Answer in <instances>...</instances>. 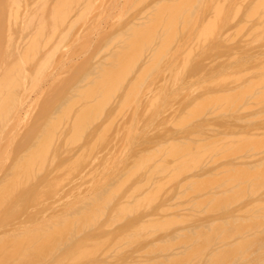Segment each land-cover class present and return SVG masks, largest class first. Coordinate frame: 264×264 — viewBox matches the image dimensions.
<instances>
[{"label": "rangeland", "instance_id": "rangeland-1", "mask_svg": "<svg viewBox=\"0 0 264 264\" xmlns=\"http://www.w3.org/2000/svg\"><path fill=\"white\" fill-rule=\"evenodd\" d=\"M4 1V3H3V5H4V7H6V9H9V7L11 6L10 4V0H3ZM28 1V0H27ZM30 1V0H29ZM32 1V0H31ZM36 2H37V0H35ZM57 1V0H56ZM59 1V0H58ZM57 1V2H58ZM61 1V0H60ZM97 1H99V0H97ZM96 1V4H100L101 2V0L99 1V3ZM112 1H114V0H112ZM118 0H116V3L118 4V2H117ZM120 1V4L122 3L123 4V2L125 1V0H119ZM127 2L129 1V0H126ZM130 1H133L134 2V0H130ZM130 1L128 2L129 3V5H130ZM136 1H138V3H139V5L141 4L140 2H143L144 4H146V5H144V4H141L142 6H141V9H138L139 8V5L137 6V2ZM135 2L137 3V4H135V6L136 7H138V8H136L135 6V10L134 11H136V12H134L136 15L134 16L133 14V12H131L130 14H132V18L130 17V14H128V12L129 11H131L130 10V8L132 9V5L130 6V7H128L127 8V6H125V4H123V6H122V4H121V6L118 4V7H117V9L115 10V11H118V9H120V8H127V9H129V11L127 12L125 9H124V12H125V14L123 13V11H122V13L126 16L127 14V17H125V16H123L122 15V13H121V15L123 16L122 18L123 19H125L126 18V20H123L122 19V21H124V22H122L123 24L126 22V24L128 23V21H129V25L127 24L125 27H124V25L123 24H121V26H119V27H117V29H116V25H118V24H116V25H113V24H115L117 21L119 22L120 21V17L121 16H115L116 15V13L117 12H115V11H113L111 14V16H109L108 14H107V16H109L110 17V19H108V20H105L106 18H108V17H106L105 19H103V18H97V16L99 15H94L93 13V15L90 17V20L92 19V17H93V24L91 23V21H90V23L92 24V26H91V24H88L89 23V21L87 22V24H88V26H87V24H86V22L83 20L82 22H81V24H82V26L81 27H79V28H81V29H79L78 31H79V33H76L77 34V36H75V41H73V40H71V42L73 41V45H71V42H69V43H65V45H71V47H69L68 45L66 46V47H69V48H67V49H69L68 51L67 50H65V46L63 45V43L65 42H63L62 44H59V45H63L64 47H62V46H60V47H62V48H64V51L63 50H61L62 48H60L59 47V45H58V41L59 40H61V39H58L60 36H57L55 39H53V40H57V45H55L56 44V42L55 41H53L52 42V45L54 44L55 45V52H56V50L58 49V47L60 48V49H58V50H61V56H59L60 54H57V52L59 53L60 51H57L56 52V55L55 54H53V55H55L54 57L55 58H53V61H54V59H56V60H64V56H70V58H71V60H69V62H71V61H79V60H81V59H83L84 58V56H86V54L89 52V56H88V54H87V56L85 57V59L83 60V62L82 61H80L79 63L81 64V67H80V69H79V67H77L78 68V71L76 72V73H74V74H78V75H80V70H81V74L83 73V71H85V70H83V69H85V68H83V67H87V65H85V64H88L89 63V61H90V57H93L94 56V54H95V52H97V50H98V48L100 47L99 46V44L101 45V43L100 42H103V40H104V42H105V38L107 37L108 38V40L109 39H111V33H112V35L114 36V34L118 31H120V28H122V25H123V28L121 29L122 31L124 30V29H126V27L128 26H131L132 24H133V22L131 23V21H133V19H134V23H136V22H138V24L140 23H146V18L147 19H151L152 17L151 16H153V18L155 19L156 18V16L155 15H151L150 13H149V15H148V13H145L146 11L148 12V10L150 11V10H154V8H156V7H152V6H155V5H153V2L155 1V0H150L151 2H149L148 0H146V1H148L147 3H145V1L144 0H142V1H140V0H136ZM166 1V0H165ZM168 1V0H167ZM173 1H175V0H173ZM177 1V0H176ZM182 1V2H181ZM188 1V3H190V6L188 7V3H186V1L184 0V4H183V0H180L179 1V3L181 4L182 3V5H184V7H180L181 9H180V11H178L177 9H178V7H176V6H178L177 5V3H178V1H177V3L175 4V2L174 3H170V0L168 1L169 3H165V2H163V3H165L164 4V8H160V7H162V6H158L157 8H159L160 10H157V8L155 9V10H157L158 12H159V14H160V16H163L162 15V13H160V11L161 12H163L164 10H167V8H168V11H170V10H172L171 8H177V9H173L174 11H175V13H174V11H172V12H170V13H172L173 15H175V18H179L178 17V15L180 14V12L181 13H184L185 14V12H188L189 14H190V12L189 11H184V12H182L185 8L188 10V8L189 9H191V6H194V5H196V7L197 8H195V10H194V8H192L193 9V11L194 12H191V13H193V14H195V15H193L194 16V19L191 17L192 16V14H191V16H190V18H191V20H192V22L191 21H189L188 19H187V15H189L188 13L187 14H185V15H182V20H183V18H184V20H188L189 22L187 23L186 21H184L181 25H183V28L185 29V25L187 26V24H188V26L186 27V29L185 30H188V28H189V26L191 25V28H194L193 27V25H195V28L193 29V31H192V29L189 31V33H191V34H187L186 35V33H188V32H184V30H182V28H181V25H179L181 22L179 21V20H181V18H179V19H176L177 21H179L178 22V25L180 26V28H181V30H182V32H179V34H178V32H175V35H178V36H176L177 37V40H176V42H174V43H177V45H175V44H173L172 45V48L174 49V53L177 51V49L176 48H178L179 46L180 47H182V48H180L179 47V49L178 50H180V51H178V52H176L175 54V57H174V55H173V58L172 59H170V63H172L173 61L174 62H176V60H178L179 62L181 61L179 58L181 57V56H183L185 53H186V51H188L187 49L189 48V46L190 47H192L193 45V47H192V49L190 48L189 49V51H191L193 54H192V58L193 59H186L184 56L182 57V58H184V59H186L188 62V64L186 65L187 67L186 68H184V73H182L183 75L179 78V79H181V81L179 80V83H178V85H180V87H181V89H187V87H188V89L185 91V90H183L184 91V93L185 92H187V93H182L181 91V93L180 94H182V97H180V95H179V92H177L178 93V95H179V101H178V99L176 98V99H174L175 100V102L173 101V100H170V99H168V102H169V100L171 101L170 103H168V102H166L167 100H160L161 99V97H163V96H166V95H163V96H160V94H166V91L167 92H169V96L167 95L166 97H164V99H167V98H169L171 95H172V93H173V91H175V90H171L170 88H169V86L171 85L170 83L172 82L173 83V81H170V80H172L174 77L172 76V73H173V71H178V70H180V69H177V68H175V70H173L172 68H171V64L170 63H168L167 61H166V63L164 62V65L166 64V65H168V66H163V64L161 65L162 67H160L159 66V72L157 71V70H150L149 69V67H155V63L153 64V61L152 60H154V59H156V60H154V62L155 61H158L159 59H161V58H159V59H157L158 58V56L159 55H157L159 52H157L156 50H158L157 49V47L153 50V49H149L150 47H155L157 44H159L158 46H159V49H160V52L162 53V56H163V53H164V51L167 49V47L166 46H169V44H170V41H171V43H172V40H171V38H172V36L174 35L173 33H174V31H172L171 32V30H170V28H168L167 30L165 29H162L161 31H162V33H159V35L160 36H162L163 35V38H161L162 40H159L160 38H158V35L156 34V35H154V33H153V31H151V30H149L150 29V25L154 22V20L153 21H151V23H150V25H148V27H149V32H152L153 34H152V37L154 38V40H155V42H157V43H155L154 42V44L153 45H155V46H151L152 44L151 43H153L152 41H151V43H150V45H148L149 46V48L147 47V46H145V50L148 52V54H147V52L145 53L144 51H140V52H143V54L142 53H140V55H145L143 58H144V60H142V61H145V60H149V61H151L152 63L150 64V65H152L153 64V66H149V61H148V63H146V66H147V64H148V66L147 67H144L143 66V63L141 62V61H137V63L139 64L140 62L142 63L141 64V66H143L142 68L144 69V71L147 69H149L150 71H146V72H144L143 73V70H142V68L140 67V64L138 65L137 63V65L134 63V61H136V59H134L135 57H137L138 56V54H136V55H133L134 56V58H132L131 59V55H129V56H131L129 59H128V57H127V59L129 60V63H130V61L131 60H133V62L132 63H134L136 66H134V68H137V69H135V74L137 75L138 74V76H136V78L137 79H139V80H137L136 79V81L138 82V81H140V78H141V75H142V73L144 74V75H142V78H145L144 80L143 79H141V81H140V83L141 82H143V84L142 85H149V87H150V89H151V92L154 90V92L155 91H158V89L160 88V86H161V84H163L162 82H161V75H162V73H164V74H166V75H163V77L165 78V80L167 79V77H168V74H170V72L172 71V73H171V75H169V76H171V77H173V78H170V80H164L167 84H165V85H167V88H164V87H166V86H164L163 87V85H162V92L163 93H159L160 92V90H159V94L157 93V92H155V94H154V92H153V94L154 95H156V93H157V96H158V101L155 103V104H153L151 101H153V100H149V98H148V96H150L151 94H148V91H150V90H148V88L149 87H147V86H145V87H147V88H145L144 86H142L141 87V84L139 85L137 82H135V84H132V86H134V85H136V84H138V86L139 87H141L139 90H141V91H139L138 90V88H137V86H136V88L137 89H135L136 91H138V93H139V95H138V93L137 92H134V93H136V94H134V93H132V91L134 90L132 87H131V84L128 82V81H130L129 79H132L131 80V82H133V80L135 81V77H133V78H127V80H126V83H125V80H124V82H123V86H122V82H121V86H120V84H119V88H121L122 87V89H123V91H122V89H121V91L123 92L122 94H123V99H124V101H123V99H122V97H121V95L120 94H117V88L115 89V93L117 94H112L114 97H112V95H111V93L112 92H109V94L111 95L110 96V98H111V100L112 101H115V104L113 105V103L112 102H110L111 104V106H110V109H108V110H106V108H105V110H104V112L103 113H105V114H108L109 115V122L111 121V123H110V125L112 124L113 125V127L115 126V125H119V130H118V128L115 126V128H113L112 127V125H111V131H110V135H111V138H112V136H115L116 135V138L118 139H116L115 138V140H114V138H112L111 139V141L113 140L114 141V143H116V144H114L113 142H111V149H110V151H112V156H111V158L113 157V159L111 160V162H112V168L110 169L109 168V170H108V172H107V174H105L106 173V171H105V169L100 165V167L98 166V163H96V161L97 162H99V161H101L100 159H99V157L101 156L100 154V156L98 157V160H96L95 159V161H94V163H93V165L94 164H97L96 165V167L98 166L99 167V171L97 172L98 173V175L99 176H101V174L103 173V175L101 176V177H103L102 178V180L103 179H107V180H110L111 181V185L110 186H108V189H109V187H110V189H109V192L107 191L106 193L105 192H103V193H105V194H103L102 193V190L101 189H103V191L105 190V188H107V183H109L108 181H106L105 182V180L103 181V184L106 186V187H104V188H101L102 187V185L100 186V185H98L97 187H95L94 188V191H95V193H98V192H100L101 194H103V197L107 194V195H109V196H105L107 199H105V198H103L106 202H104V200L100 197V193H99V197L101 198V200L100 199H98L97 200V203L98 202H100V201H102L103 200V202H102V204H104V203H107V200H110V199H108V198H113V201H111L112 203H110V204H112V205H107L106 204V206L108 207V206H110V207H108V208H111L110 210H107L106 208V206H104V209H106V211L105 210H103V207H100V206H102L101 205V202H100V204H99V206L97 207V205H96V202L95 203H92V204H95L96 205V209H95V213L97 214V211H105V212H103V213H101L100 215H99V212H98V214L96 215V217H97V219H96V217H95V214L94 213H92L93 211H94V209L92 210L91 208H89V210L88 211H90V209H91V214H92V216H91V219H92V221H94V218H95V221H96V223L97 224H95L96 226H97V228H101V229H99V232L97 231L98 229H96V232H95V229H93L92 230V228L91 229H89V231H87V229H88V227L90 226V227H92V221H90L91 223L89 224V221L88 222H86V223H88V227L86 226V228H84L83 227V225L85 226L86 224H83V223H81V222H78L79 220H81V218H79V220H77L76 222H74V223H81V225H77L78 227L79 226H82L83 227V229H85V231L84 232H82V234L81 233H78L79 234V237H80V239H81V237H82V240H84L85 238H84V236L85 235H88V236H86V238L87 237H89V240H88V242H91V243H101L100 245V247L99 246H97V244L95 245V246H97L98 247V249L97 250H93V246L94 245H91L92 246V250H90L91 248H90V244L91 243H89V245L85 242V241H83L84 242V246H83V243H81L82 244V246H83V249L88 245L89 246V250L90 251H94L95 253H97V256H96V258L95 259H98V258H103V257H105V256H108L107 257V259H108V263L107 264H128V263H130L129 262V260L130 259H132V258H128V259H126L125 261H124V259L125 258H127L128 256L130 257L131 255H133V254H135L136 256L137 255H142V257H144V258H151L152 259V261L151 260H149V262H147V259H145L144 261L145 262H140L139 264H212L211 262H214L213 264H264V163L262 164V163H260L262 160H264V8H260V10H262V12L258 9V11L259 12H257L258 13V15H257V13H256V11H255V8H256V6L258 5V7L260 6V4H262V0H234V1H236L237 2V4L236 3H234L232 0H229V2L230 3H232L231 4V6H230V10H228V6H229V3H227V1L228 0H224V1H226V5H225V3H224V9H226V7H227V13H226V15L225 16H227V14L228 13H230V15L229 16H227V17H229V18H231V17H234L233 16V12L235 13V11H236V9H238L239 10V12H240V14H239V12L237 13V15H236V17H238L237 19H235L236 20V22H235V20L232 22V24L230 23V26H229V24H226V28H225V30L223 29V26H221V30L223 29L224 31H221V32H216L217 31V29L219 30V27H220V25L222 24V23H218V24H220L219 26H218V24H217V22L219 21V16L218 17H215L216 15H214V13H209L208 12V14L209 15H206L207 13V10L209 11V8H211V9H213L214 8V5H215V3L217 2V0H215L214 2H213V0H211L210 1V6H211V4H212V2L214 3L211 7H208L207 6V4L205 3L206 1L209 3V0H203L202 2H201V0H198V2H197V4H196V2H195V0H187ZM197 1V0H196ZM262 1V2H261ZM8 2V3H7ZM33 2H34V0H33ZM33 2H31V4L33 3ZM35 2V3H36ZM39 2V1H38ZM37 2V3H38ZM85 0L84 1H82V3H84V6H85ZM105 3L104 4H102L100 7H99V5L97 6V8H100V9H102L101 10V12L102 13H100L99 11V9H97V12L96 13H100V15H102V17L104 16L105 17V15H103L105 12H103V10L107 7V6H109V4L107 5L106 3L108 2V3H110L109 2V0H107V1H104ZM127 2H124V3H127ZM133 2L131 3V4H133ZM134 2V3H135ZM171 2H172V0H171ZM201 2V3H200ZM30 3V2H29ZM34 3V4H35ZM47 3H48V8L50 9V6H51V8H52V5H53V3H54V5H55V2H54V0H47ZM49 3H50V5H49ZM60 2H58L57 4H59ZM82 3L80 2V4H79V6H77L76 8H74V9H72L73 11H70L72 14H73V16H72V14H69V17H70V19L71 20H73L74 18H78V19H74V21L75 22H78V20L80 19L79 18V14H82V13H84L85 12V10H83L82 8L84 7L83 5H82ZM102 3H103V1H102ZM112 3V5H113V3H115V2H111ZM110 3V4H111ZM115 3V4H116ZM178 3V4H179ZM185 3L187 4V7H186V5H185ZM218 4L220 3L221 4V0H219V2H217ZM6 4V5H5ZM8 4V5H7ZM52 4V5H51ZM116 4V5H117ZM166 4H168V6L170 5V4H175V7L172 5V7L171 8H169V7H165V5ZM179 4V5H180ZM199 4V5H198ZM200 4H202L201 5V7L200 8H198L199 6H200ZM206 4V5H205ZM217 4V5H218ZM219 4V6H221ZM233 4H236L238 7H236V5L234 6ZM263 4H264V2H263ZM30 5V4H29ZM54 5H53V7H54ZM80 5H81V8H79L80 7ZM87 6H88V4H86ZM95 4H93V6H94ZM105 5H107V6H105ZM111 5V6H112ZM128 5V6H129ZM134 5V4H133ZM152 5V6H151ZM158 5H160V3L158 4ZM161 5H163V4H161ZM198 5V6H197ZM203 5H204V11L203 10H201V9H203ZM223 5V4H222ZM232 5L235 7V8H233L232 7ZM255 5V6H254ZM34 6V5H33ZM87 6H85V8L87 7ZM157 6V5H156ZM255 8H254V7ZM103 7V8H102ZM114 7H116V6H112V8L114 9ZM150 7V8H149ZM195 7V6H194ZM205 7H208L207 9L205 8ZM213 7V8H212ZM218 7V6H217ZM232 7V8H231ZM252 7L254 8L253 10H252ZM261 7V6H260ZM263 7H264V5H263ZM78 8L81 10H83V11H80V12H82V13H79L78 14ZM108 8L109 7H107L106 9L108 10ZM111 8V9H112ZM123 8H122V10H123ZM147 8V9H146ZM153 8V9H152ZM166 8V9H165ZM216 8V7H215ZM95 9V8H94ZM112 9V10H113ZM137 9V10H136ZM146 9V10H145ZM161 9H163V11L161 10ZM185 9V10H186ZM191 9V10H192ZM199 9V10H198ZM206 9V10H205ZM218 9H220V7L218 8ZM223 9V10H224ZM53 10V8L52 9H50V10H48V9H46V11H44V12H46L44 15H45V17H44V15H42V14H40V12L36 15V14H34V17L32 18L33 19V22L34 23H37V21L38 20H40V18H41V20H42V22L44 21L46 24H47V26H50V22H46L47 20L49 21V13L51 12ZM77 10V11H76ZM99 10V11H98ZM182 10V11H181ZM197 10V11H196ZM214 10V9H213ZM76 11V12H75ZM106 11V10H105ZM143 11H145V12H143ZM157 11H155V12H151L152 14H154V13H157V16L159 15L158 14V12ZM199 11L201 12V13H199ZM202 11L204 12L203 14H202ZM211 11V10H210ZM219 11V10H218ZM230 11H232V12H230ZM252 11V12H251ZM44 12H41V13H44ZM69 12V13H70ZM91 12V11H90ZM90 12L88 13V15H85V17L87 16H89L90 15ZM93 12H94V10H93ZM94 12V13H95ZM108 12H111V10L110 11H108ZM119 12H121V9H120V11ZM119 12H118V14H119ZM142 12V13H141ZM166 12V11H165ZM178 12H179V14H178ZM199 13V15L197 16L196 15V13ZM250 12V13H249ZM261 12V13H260ZM107 13V12H106ZM115 13V14H114ZM141 13V14H140ZM170 13L168 12V14L170 15ZM246 13V14H245ZM8 14V12H6L4 15H3V17H2V19H3V25H6L7 24V21L8 20H10L11 18H9L8 20H7V18L10 16V15H7ZM77 14L79 15V16H77ZM139 14V15H138ZM145 15L146 17H145V20L143 21V20H141V22H139L140 21V19H142L141 17H144V16H142V15ZM176 14H177V17H176ZM202 14V15H201ZM239 14V15H238ZM48 16V19H46L47 18V16ZM99 15V16H100ZM137 15H138V18H139V20L138 21H136L135 22V18L137 17ZM149 17H148V16ZM164 15H167L166 13L164 14ZM173 15H170L171 17H173ZM207 16V17H209L210 15L211 16H213V18L212 17H210L211 19H213V20H217L216 21V24H215V26L217 25V27H216V31H214V29H213V34H222V35H218V39H220V40H217V38H215V37H212V34H210L211 35V37H212V40H211V42H206L205 43V45L206 44H208V45H206L207 47H205V45H204V47H205V50L208 52H205V50H204V52H205V54H204V52H203V54H202V51H203V49H204V47H201L203 44H201L200 42V44L197 42L198 41V39L195 37V35H197L198 36V34L199 33H197L196 34V29H198L199 27H201V28H203V24H205L206 23V19L208 20L207 22H212V20L211 19H208L207 17H204V16ZM218 15V14H217ZM221 15H222V13H221ZM224 15H223V17H222V19H221V21L223 22V21H226L225 20V18H224ZM8 16V17H7ZM41 16V17H40ZM71 16L72 17H74V18H71ZM76 16V17H75ZM114 16V18L116 17L117 18V20L115 21H113L112 22V20H111V18ZM133 16H134V18H133ZM155 16V17H154ZM168 16V15H167ZM169 16V17H170ZM180 16V15H179ZM198 18V20L197 21H195V19H196V17ZM200 16V17H199ZM7 17V18H6ZM87 17L86 18H84L85 20L87 19ZM125 17V18H124ZM185 17H186V19H185ZM205 18V23H201V22H203V20L202 19H204ZM97 18V20L98 19H100L99 20V22L97 21L96 23L97 24H100V26H101V24L103 25V27H105V29L106 28H108V29H110L109 31H108V29H106L107 30V33L108 34H110V36L108 35V34H106V33H104V31L105 30H102V31H100L101 30V28L99 29V34L97 33L98 32V30L97 31H94L95 29H93V25H95V19ZM115 18V19H116ZM120 18V19H119ZM152 18V19H153ZM161 18V17H160ZM175 18H172V19H175ZM103 19V21L105 20V22L107 23H104L103 21H101ZM129 19V20H128ZM150 19H149V21H150ZM151 19V20H152ZM157 19V18H156ZM155 19V22L153 23L154 25H156L157 26V20ZM172 19L170 18V20H168L167 18H165L164 16H163V19L161 18V20H163L162 22L160 21V19L158 18V20H159V22L161 23V26L160 27H158V28H155V30L157 29H161L162 28V26L164 25L163 23H165V21H166V23L168 22V21H170L169 23L171 24L170 26H174L173 24H176L177 22L175 21V20H173L172 21ZM110 20V21H109ZM128 20V21H127ZM229 20V19H228ZM68 21H70V20H68ZM176 23H175V22ZM39 22V21H38ZM41 22V23H42ZM84 22V23H83ZM109 22V23H108ZM112 22V23H111ZM148 22V21H147ZM172 22H174L173 24H172ZM187 24H186V23ZM198 22H200V23H198ZM227 22V21H226ZM230 22V21H229ZM14 23V21L12 22V19L9 21V24L10 25H12ZM68 23V22H67ZM67 23L65 24L64 23V25H66V28H65V26H64V28L65 29H63L62 27V29H61V31L63 32L64 30H66L67 32H69L68 31V29H69V27L67 26ZM70 23H72V21L70 22ZM70 23H68L69 24V26H70ZM111 23V24H110ZM149 23H147V24H149ZM165 23V24H166ZM191 23H193V24H191ZM224 23V22H223ZM73 24H75L74 22H73ZM86 24V25H85ZM97 24L95 25L96 27H97ZM104 24H106V25H104ZM109 24H110V26H109ZM119 24H120V22H119ZM131 24V25H130ZM146 24V25H147ZM185 24V25H184ZM190 24V25H189ZM199 24V25H198ZM200 24H202V25H200ZM207 25L209 24V23H206ZM213 24H214V22H213ZM225 24H223V25H225ZM136 25V24H135ZM145 25V24H144ZM144 26V28L146 27V29H147V26ZM228 25V26H227ZM236 25V26H235ZM61 26H63V25H61ZM76 26V27H75ZM75 26L74 27H70V28H72L73 30H71V31H73V33H75V32H77V27L78 26H80V24L78 25V24H75ZM85 26H87V27H85V29H88L89 30V28H90V26H91V28L92 29H90L89 30V32H91L92 30L94 31V34L92 35L91 33H89V32H87V31H84V32H87L88 33V35L86 36V33L84 34V35H82L81 34V38H83V42H85L86 40H84L85 38H88L89 36H90V34L93 36H90V38H92V41H94V36L95 37H97L96 36V34L95 33H97L98 34V36L100 35V33L101 32H103L105 35H104V37L105 38H103V35H102V37H100L98 40H96L95 42H96V44H95V42L93 43L92 41H88V44L87 45H89V43H93L94 44V47H93V44H92V46L91 47H93L92 48V50H91V48H90V50L91 51H88V49H89V47H90V45L89 46H87L88 47V49L87 50H83L81 53L84 55V51H85V55L83 56V58H82V56H80L81 55V53L79 52V49L81 48V46L84 44L85 45V43L87 42H85V43H80V46L78 45L77 46V53H79L77 56H76V58H75V56L72 58L71 57V55H67V53H69V52H71L72 50H74L75 49V46H76V43L78 44L79 42H81V40H80V37L78 36V35H80V32H82L83 30H85V29H83L82 30V28H84ZM107 26V27H106ZM113 26H114V28H113ZM137 26V25H136ZM143 26V24H141V30H142V27ZM152 26V25H151ZM165 26H166V28H167V25H164V28H165ZM169 26V25H168ZM209 26H210V24H209ZM232 26H234V27H232ZM68 27V28H67ZM99 27V26H98ZM102 27V28H103ZM110 27V28H109ZM133 27V28H132ZM131 28H132V30H130V31H126V33L127 32H129V33H133V32H131V31H133V29L135 30L136 28H135V26H132ZM205 27V26H204ZM225 27V26H224ZM95 28V27H94ZM112 28H113V30H112ZM130 28V29H131ZM138 28V27H137ZM139 28V29H140ZM152 28H154L153 26H152ZM173 28H175V27H173ZM176 28H178V29H176ZM176 28L174 29L175 31L177 30V31H179V27L177 26V24H176ZM200 28V29H201ZM211 28V27H210ZM210 28H208L207 27V29H210ZM230 28V29H229ZM59 28H58V30H60ZM97 29V28H96ZM104 29V28H103ZM117 30V31H114V30ZM128 29V28H127ZM146 29H144V30H146ZM160 29L158 30V31H160ZM172 29V28H171ZM200 29L197 31V32H199L200 31ZM80 30H82V31H80ZM138 32L140 31V30H138V29H136ZM136 30L134 31V33H137L136 32ZM154 30V29H153ZM170 30V31H169ZM204 30L205 31H203V32H206V29L204 28ZM228 30V31H227ZM232 30H233V33H232ZM238 30V31H237ZM65 31V32H66ZM71 31H70V34L69 35H71ZM111 31V32H110ZM113 31V32H112ZM122 31H120V32H122ZM158 31H154L155 33H158ZM163 31H169V33L168 34H171V35H168L167 33H165V32H163ZM210 31H211V29H210ZM235 31H236V33L237 34H235ZM59 32V31H58ZM57 32V33H58ZM61 32V33H62ZM67 32L65 33V38L63 37L64 36V34L62 33V35L61 34H59V35H61L62 37H63V40L64 39H68V37L66 36L67 35ZM202 32V31H201ZM200 32V33H201ZM209 32V31H208ZM215 32V33H214ZM227 32H231L232 34H229V35H231V36H229V38H231L229 41L230 42H233V43H229V41H228V37L226 38L225 36H224V34L225 33H227ZM72 33V34H73ZM114 33V34H113ZM133 33V34H134ZM144 34V33H146V32H143V30L142 31H140V34ZM163 33H165V34H163ZM180 33H182L181 35H183L184 36V40H183V36H182V40H181V38H179V37H181V35H180ZM183 33H185V34H183ZM120 34H123V32L122 33H119V35ZM124 34H125V31H124ZM123 34V35H124ZM133 34H131V36L133 35ZM139 34V33H138ZM138 34H135V35H138ZM147 34H148V31H147ZM167 34V35H166ZM193 34V35H192ZM195 34V35H194ZM204 35H205V33H203ZM74 35V34H73ZM109 37H108V36ZM115 35H118V34H115ZM118 35V36H119ZM122 35V37L123 38H121V35L119 36L120 37V39H121V42H123L122 40L125 38L124 36ZM127 34H125V36H126ZM145 35V34H144ZM155 37H157V38H155ZM200 35H202V34H200ZM209 35V36H210ZM217 35H215V36H217ZM226 35V34H225ZM235 35V36H234ZM130 36V37H131ZM139 36L140 35H138L137 37L139 38ZM141 36H143V35H141ZM146 36V35H145ZM148 36H149V34H148ZM167 36H171V38H170V40H169V38H167L166 40H168L167 41V43L166 42H164L163 43V41H164V38ZM186 36V37H185ZM206 37H209V36H207V35H205ZM222 36H224L226 39H223V41L221 40L223 37ZM232 36H234V37H232ZM67 37V38H66ZM70 37V36H69ZM73 37V36H72ZM76 37H77V41H76ZM117 37V36H116ZM127 37V36H126ZM129 37V36H128ZM190 37H192V39L190 38ZM200 37V36H199ZM203 37V36H202ZM210 37V38H211ZM222 37V38H221ZM238 37V38H237ZM71 38V37H70ZM135 39L134 41L136 42V38L133 36V37H131V40H130V38L129 39H127L126 38V40L125 41H127V40H129V41H132L133 39ZM147 38V37H146ZM145 38V39H146ZM188 38L189 39H191V40H188ZM197 39V41H196V39ZM234 38H237V39H235V40H237V42L236 41H231L232 39L234 40ZM97 39V38H96ZM101 39V40H100ZM103 39V40H102ZM140 39V38H139ZM142 39V38H141ZM140 39V40H141ZM148 39V38H147ZM157 39V40H156ZM181 40V41H179V40ZM195 39V40H194ZM202 39H204V38H202ZM69 40V39H68ZM68 40L66 41V42H68ZM69 40V41H70ZM80 40V41H79ZM100 40V41H99ZM107 40V41H108ZM116 40V38L115 39H111V42L110 41H108L107 43L108 44H104L103 46H105L106 45V47L104 48V47H102L101 46V49H99L98 51V55L96 56V57H98L100 54L99 53H102L101 55H102V58H103V56H108L107 54V52H104L103 53V50L105 49V51L107 50L108 51V48H110L111 46H109L111 43H113L114 41ZM144 40V39H143ZM142 40V41H143ZM149 40V39H148ZM153 40V41H154ZM165 40V41H166ZM187 40V42L185 43V41ZM200 41H202L201 39H199ZM206 40H209L210 41V39H206ZM217 40V41H216ZM226 40H227V42H228V45H227V42H226ZM30 41H31V39H30ZM29 41V42H30ZM79 41V42H78ZM113 41V42H112ZM116 41H118V37H117V40ZM116 41L114 42V43H116ZM161 41H162V43L163 44H160L161 43ZM183 41H184V43H183ZM205 41V40H204ZM214 41H216V43H214ZM61 42H62V40H61ZM103 42V43H104ZM110 42V43H109ZM120 41H118V43H119ZM133 42V41H132ZM138 40H137V45L134 47V48H136L139 44H138ZM141 42V41H140ZM145 42V41H144ZM143 42V44H146V43H144ZM147 42V41H146ZM160 42V43H159ZM181 42V43H180ZM226 42V43H225ZM18 43V42H17ZM60 43V42H59ZM98 43V44H97ZM106 43V42H105ZM125 43H129V42H125ZM125 43H123L122 45H123V47L125 48V51H126V46H124L125 45ZM179 43L181 44V45H179ZM214 43V44H213ZM218 43V44H217ZM223 43H225L226 44V46H224L225 44H223ZM236 43V44H235ZM28 44V42L26 43V41H25V45H27ZM31 44V43H30ZM130 47L133 45L131 42H130ZM168 44V45H167ZM183 44H187V47L185 48V45H183ZM193 44V45H192ZM213 44V45H212ZM219 44H221V45H219ZM231 44H235V46H233V45H231ZM18 45V44H17ZM24 45V43L21 45V46H23ZM117 45V44H116ZM121 45V46H122ZM129 45V44H128ZM147 45V44H146ZM161 45L163 46L164 45V47H163V49L165 48V50H163L162 48H161ZM196 45V46H195ZM198 45L200 46V48H203L201 51H200V49H199V51L201 52L200 53V55L197 53L198 52V50H194V47L195 48H197L198 47ZM213 46L214 48H211V47H209V48H211V50L210 49H208V46ZM215 45H218V46H215ZM28 46H30L29 44H28ZM86 46V45H85ZM96 46H98V47H96ZM118 46V45H117ZM120 46V45H119ZM143 46V47H144ZM170 46H171V44H170ZM170 46H169V48H170ZM177 46V47H176ZM231 46H232V48H231ZM23 47H25V46H23ZM27 47V46H26ZM25 47V48H26ZM56 47H57V49H56ZM72 47H74L73 49H72ZM80 47V48H79ZM86 47V48H87ZM130 47H128V50H127V52H129L130 51ZM147 47V48H146ZM183 47L185 48L184 49V51H183ZM215 47H218V49L216 48L215 49ZM229 47V48H228ZM20 48H22V47H20ZM25 48L24 49H20V50H25ZM30 48V47H29ZM53 48H54V46H53ZM85 48V47H84ZM115 48V50H117L116 49V47L115 46H113V49ZM122 47H120V49H121ZM123 48V49H124ZM133 48V49H134ZM140 48H142V47H140ZM219 48L220 49H222V50H220L219 51ZM27 49H28V47H27ZM81 49H83V47L81 48ZM80 49V50H81ZM112 49V48H111ZM119 49V48H118ZM122 49V50H123ZM133 49H131V51H134ZM148 49H149V51H148ZM198 49V48H197ZM214 49H215V51H214ZM101 50V51H100ZM114 50V51H115ZM139 50H141V49H139ZM139 50H136L135 49V51H139ZM150 50H153L154 51V53L152 54V52H150ZM182 50V51H181ZM213 50V51H212ZM217 50V51H216ZM25 51H27V50H25ZM64 52V54H63V52ZM76 51V50H75ZM112 50H110V52L109 53H111L112 54V52H111ZM134 51V52H135ZM163 51V52H162ZM168 51H169V49H168ZM168 51H167V55L166 54H164V55H166L167 56V58H170L169 56H170V54L168 53ZM188 51V52H189ZM195 51V52H194ZM19 52V51H18ZM22 52H24V51H22ZM73 53H70V54H72V56H73V54H74V51H72ZM116 52V51H115ZM115 52L113 53V55L115 56V58H113V60H115L116 59V56H118V55H116L115 54ZM117 52H118V54H119V52H120V50L118 51L117 50ZM116 52V53H117ZM122 52H124V51H122ZM133 52V53H134ZM157 52V54H155ZM169 52H173L172 50H170ZM211 52H213V54H210ZM229 52V53H228ZM76 53V52H75ZM145 53V54H144ZM149 53H150V56H151V54H152V56L154 57V55L156 56L154 59H152V60H150L151 59V57H150V59H145L148 55H149ZM166 53V52H165ZM178 53V54H177ZM190 53V52H189ZM189 53H188V55H189ZM207 53V54H206ZM22 55L24 54V53H21ZM97 54V53H96ZM104 54V55H103ZM106 54V55H105ZM123 54V53H122ZM128 54V53H127ZM129 54H132V52L131 53H129ZM147 54V55H146ZM160 54V53H159ZM180 54V55H179ZM183 54V55H182ZM19 55V54H18ZM75 55V54H74ZM112 55V56H113ZM124 55V54H123ZM123 55H121V52H120V55H119V60L117 59L116 61H115V66L113 65V66H110L109 65V68L110 67H112L111 69V71H113L114 70V68L113 67H120L121 66V62H124V60L125 59H123L122 60V56ZM126 55V54H125ZM177 55H179V56H177ZM205 55V56H204ZM209 55V56H208ZM112 56H110L109 55V57H111L112 58ZM172 56V55H171ZM186 56V55H185ZM191 56V55H190ZM201 56H202V58H201ZM77 57H81V58H77ZM95 57V56H94ZM101 57V56H100ZM121 57V58H120ZM142 57H139V58H142ZM152 57V58H153ZM178 57V58H177ZM187 57V56H186ZM202 59H200V58ZM67 58V57H66ZM107 59H111V58H108V57H106ZM118 58V57H117ZM142 58V59H143ZM12 59V58H11ZM69 59V58H68ZM93 60H95L96 59V61H98L97 60V58H92ZM98 59H99V61H101V60H103V61H101L102 62V64H103V62H104V59H100L99 57H98ZM131 59V60H130ZM163 59H166V57H164ZM175 59V60H174ZM184 59H182V60H184ZM13 60H14V58H13ZM55 60V63L57 62ZM67 60V59H66ZM87 60V61H86ZM91 61L90 63H89V65L90 64H92V65H90V66H92V68L91 69H93V66H94V64L96 63V61ZM112 60V61H113ZM122 60V61H121ZM128 60H127V62H128ZM140 60V59H139ZM166 60H168V59H166ZM171 60H173V61H171ZM10 61V60H9ZM68 61V60H67ZM110 61V60H109ZM111 61V62H112ZM121 61V62H120ZM161 61V60H160ZM160 61H158V62H156V63H159ZM163 61V60H162ZM161 61V62H162ZM92 62H95V63H92ZM116 62H120L121 64H119L120 66H117L116 64ZM126 62V63H127ZM160 62V63H161ZM184 62H186V61H184ZM184 62L183 61H181L180 63H181V65H184ZM206 62V63H205ZM214 63V64H212L210 67H209V65L211 64V63ZM79 63H78V65H79ZM97 63H98V65H97ZM95 65L96 66H100L99 64H101V63H99V62H97ZM110 63V62H109ZM108 63V64H109ZM113 63H114V61H113ZM129 63H127V64H129ZM144 63V64H145ZM159 63V64H160ZM180 63H178L177 62V64H179L180 65ZM72 64H74V63H72ZM101 64V65H102ZM105 64L107 65V67H108V64H107V62H105ZM111 64V63H110ZM123 64H125V63H123ZM173 64V63H172ZM65 65H69V63L67 64H65ZM75 65V64H74ZM76 65H77V62H76ZM89 65H88V67H89ZM130 65H131V63H130ZM158 65V64H157ZM156 65V67L158 68V66ZM173 65H176L175 63L173 64ZM179 65H177L176 67H178ZM181 65H180V67H181ZM128 66V65H127ZM101 67V66H100ZM104 66L102 65V67L101 68H103ZM122 67V66H121ZM123 67H125V66H123ZM139 67L141 68V69H139ZM175 67V66H174ZM173 67V68H174ZM184 67V66H183ZM182 67V68H183ZM90 68V67H89ZM89 68H86V71H87V69L88 70H91V69H89ZM95 68H97V67H95ZM105 69H107L106 68V66L104 67ZM117 68H116V70H117ZM127 68V67H126ZM146 68V69H145ZM161 68H163V69H161ZM181 68V69H182ZM205 68H206V71H205ZM123 69V68H122ZM139 69V70H138ZM222 69L224 70L225 69V72H223L222 71ZM102 70V69H101ZM104 70V69H103ZM125 70V69H124ZM140 70H142V71H140ZM187 70V71H186ZM85 71V72H86ZM98 72L100 71L99 70V68H98V70H97ZM106 71V70H105ZM108 72H110L109 70H107ZM118 71V70H117ZM120 71L121 70H119V74H121L120 73ZM142 72L141 73V75H139V73L140 72ZM180 71H182V70H180ZM87 72H89V71H87ZM113 72H115V70L113 71ZM139 72V73H138ZM186 72H187V74H186ZM202 72H205V73H202ZM117 73V72H116ZM174 73H176V72H174ZM174 73H173V75H174ZM178 73V72H177ZM200 73H202V74H200ZM96 74H98V75H96L95 76V74H94V76L95 77H97V76H99V73H96ZM111 73H109V75L108 76H113L115 73H113V74H111ZM133 73H132V71H131V73L129 74V77L131 76H134V75H132ZM186 74V75H185ZM236 74V75H235ZM65 75V74H64ZM184 75L186 76L185 78H184ZM68 76V75H67ZM101 76V77H100ZM99 77H100V80L102 79V75H100ZM115 76H116V74H115ZM189 76V77H188ZM225 76H227V77H225ZM66 77V76H65ZM114 77V76H113ZM113 77H111L110 79H112L111 80V82H113ZM117 77H118V74H117V76L116 77H114V79H115V81L114 82H116V79H117ZM128 77V76H127ZM188 77V78H187ZM229 77V78H228ZM152 78V79H151ZM184 78V79H183ZM224 78H226V79H228V80H226V79H224ZM110 79H109V82H107V83H110L111 84V82H110ZM149 79H151V80H149ZM160 80V81H156V80ZM182 79L183 80H186V82L188 81V79H190L189 81H191V84H190V82L188 83H186V84H182L183 86H184V88H182L183 86H181V82L182 83H184L183 81H182ZM98 80V79H97ZM105 80H106V77H105ZM117 80H119V81H121L120 80V77L117 79ZM99 81V80H98ZM151 81V82H150ZM162 81H163V79H162ZM161 83V84H159V83ZM97 83V86L99 85V82H96ZM105 83V82H104ZM129 83V84H128ZM149 83V84H148ZM115 85L114 86H116V85H118V83L116 84V83H114ZM133 89L132 91L131 90H128V88H129V86ZM152 84L154 85V86H152ZM158 84V85H157ZM189 84V85H188ZM107 85V84H106ZM109 85V84H108ZM112 85V84H111ZM186 85V86H185ZM188 85V86H187ZM191 85V86H190ZM105 86V85H104ZM114 86H113V88H114ZM126 86V88H125V90H124V87ZM190 86V87H189ZM128 87V88H127ZM130 88V89H131ZM110 90H111V86H110V88H109ZM108 89V90H109ZM147 89V90H146ZM166 89V90H165ZM168 89L169 90H171V91H168ZM176 89H177V86H176ZM114 89H112V91H113ZM120 90V89H119ZM126 90L127 91H131L130 92V96H129V92H126ZM144 90H146V92H144ZM87 91H89V89H87V90H85L84 91V93L85 92H87ZM96 92V94L98 93H101V94H99L100 96H101V99L103 100V92H102V90H99V92L98 91H95ZM124 92H125V94H124ZM142 92H144V93H147L148 95H146V94H144V93H142ZM172 92V93H171ZM176 92V91H175ZM142 93V94H141ZM95 94V95H96ZM97 94V95H98ZM132 94H133V97H135L136 96V98H135V104L133 103V105H134V107L132 106L131 107V102H128L129 100L127 99V97L129 96L130 98H131V96H132ZM141 94V95H140ZM144 94V96H143V98H142V100H141V103L139 104L138 102H139V99H140V97H142V95ZM184 94V95H183ZM189 95V94H191V95H189V98L192 96L193 97V99H195V103H193V102H191V103H186L187 104V106H186V104H185V102H184V104H185V106H184V104L182 103L183 102V99L186 97L185 95ZM95 95H93V96H95ZM98 95V96H99ZM104 95H106V94H104ZM135 95V96H134ZM137 95H138V97H137ZM146 95V96H145ZM177 95V94H176ZM232 95H234V96H238V101L236 100V102H234L235 101V99H234V96L232 97ZM98 96H96L97 98H98ZM120 97V99L118 98V97ZM185 96V97H184ZM209 96H212V97H214L215 99L217 98L218 99V101L217 102H215V100L213 101L212 99H214V98H211V100L209 99ZM95 97V98H96ZM125 97V98H124ZM128 97V98H129ZM145 97H147L148 99H146ZM154 97V96H153ZM153 97H151V98H153ZM159 97H160V99H159ZM192 97L190 98V99H192ZM228 97H231V98H229V101L231 102V105L230 106H235V112L234 113H232L233 115H235L234 116V118H236V119H234V120H236L235 122H238V125L237 126H235L236 125V123L235 122H233V123H235L234 125H230L229 127H227V123L226 122H228V123H232V121H230L229 122V120H227L228 118H229V116H233V115H229V111L231 112V107L229 106V104L227 103V100H228ZM96 98V101L98 100ZM150 98V99H151ZM181 98H183V99H181ZM227 98V100H225V99ZM232 98L234 99V101L232 100ZM236 98V97H235ZM100 99V98H99ZM115 99V100H114ZM216 99V100H217ZM231 99V100H230ZM237 99V98H236ZM125 100H128V101H125ZM132 100V99H131ZM149 100V101H148ZM156 100V99H155ZM154 100V101H155ZM160 100V101H159ZM76 101V100H75ZM116 101H118V102H120V103H117ZM121 101H123L122 103L124 104V105H126L127 103H129L130 104V106H128V104H127V106L131 109V110H133L134 108H136V109H134L133 111H134V115L136 114V117L132 114V111L131 110H128L127 111V109H125V107L126 106H124L123 108L121 107L122 106V103H121ZM133 101V102H134ZM147 101L150 103H152L153 105H155V106H157V103L159 102H161L160 104H161V106L163 105V102H165V103H167V104H164V105H166L165 106V108L166 109H164V110H166V112H165V114L163 115V116H165V117H163V118H161V120L163 119V122L160 120V118L158 117L157 118V113H156V110H155V112L154 113H156V114H154L153 113V111H152V113L153 114H149L148 112H147V109L145 108L144 109V107H147V108H149V106H148V104H146L147 103ZM172 101H173V103H172ZM177 101V102H176ZM182 101V102H181ZM210 101H213L212 102V104H211V102ZM220 101L221 102H225L224 104H225V106L227 105L228 106V108L230 109L229 111H228V108H227V106L225 107L224 106V104H223V109H222V103H221V105L219 104V106H220V108H219V106L217 105V103H220ZM233 101V102H232ZM93 102V100L92 101H90V104L88 105L89 107L90 106H93L94 104L92 103ZM98 102H99V104L97 103V102H94V103H97L98 105H100L101 103H102V101L100 100H98ZM101 102V103H100ZM179 102H181V103H179ZM198 102V103H197ZM89 102H84V101H81V105L83 104V108H81L80 106H78V109L80 110V108H81V114L80 113H78V112H76V107L74 108L73 106V108L74 109H71V110H73V113H74V110H75V114L76 113H78L79 114V116L81 117V119L83 118V114H85V111H83V109H84V107H86L87 105L86 104H88ZM126 103V104H125ZM149 104V105H152V104ZM158 103V105H160ZM178 103H179V105L181 104V107L178 105ZM216 103V105L218 106H216V105H213V104H215ZM227 103V104H226ZM97 104H96V106H97ZM137 104V105H136ZM143 104V105H142ZM190 104H194V106L195 107H193V108H195V112H193L194 111V109L191 111V109L192 108H189L188 107V105L191 107L192 105H190ZM210 104H211V106H216L217 108H213V107H211L210 106ZM113 105V106H112ZM116 105V106H115ZM117 105H120L119 107H121L122 108V110H121V112H123V114L122 113H119V112H117V113H115V111L119 108ZM145 105V106H144ZM167 105H169V106H167ZM95 105H94V107L93 108H98V109H100L99 107H96ZM101 106V105H100ZM109 106V105H108ZM107 106V107H108ZM139 106H141V108L139 107ZM160 106V107H161ZM183 106L184 107H187V109L189 110V112L187 111V109L185 108V111L183 110L181 113H179V111H181V109H183ZM86 107L85 108V110H86V113L87 114H89V113H91V114H93L94 112H97L96 110L94 111L93 110V108L92 107ZM151 107H154V106H151ZM127 108V107H126ZM155 108V107H154ZM214 110H213V109ZM225 108H226V110L228 111V114L226 113L227 111L225 110ZM97 109V110H98ZM111 109H113L112 111H110ZM115 109V110H114ZM156 109L159 111V107L157 106L156 107ZM197 109H198V111H199V113H198V111H197ZM79 110H77V111H79ZM91 110V111H90ZM123 110H125V111H123ZM138 110H140V111H138ZM142 110H143V113H145V110H146V113H148L149 114V116H148V114L147 115H145V119H143L142 120V115L144 116V114L142 113ZM150 110H153V108H150ZM160 110H163L162 109V107H161V109ZM163 110V111H164ZM94 111V112H93ZM107 111H109V113L111 114V116L113 117V115H114V113L115 114H122L121 116H120V118H118L119 116H116L115 115V117H117V118H115L116 119V122H115V119L114 118H112L111 116H110V114L109 113H107ZM117 111H120V110H117ZM138 111V112H137ZM72 112V111H71ZM84 112V113H83ZM129 114V115H127V113ZM149 112H151V111H149ZM185 112H188V114L190 113V115H192L191 114V112L193 113V116H197L198 114H200V115H198V116H200V118L199 117H197V119H200V120H198V121H196L195 120V122H194V124L192 123L193 121L192 120H194L195 119V117H193V116H190V115H188L190 118L191 117H193V118H191V124H186L187 122H189V121H187V122H185L186 121V114H184L183 115V113H185ZM198 113V114H195V113ZM205 112V113H204ZM73 113H72V115H70V117L72 116V117H74L73 116ZM126 113V114H125ZM138 113V114H137ZM142 113V114H141ZM126 116H125V115ZM131 114H132V119H131ZM125 116L126 117V119L123 117L122 118V116ZM151 115H152V117H155L154 119L151 117ZM156 115V116H155ZM227 115V116H226ZM78 119H77V121L78 120H80L79 119V116H77V115H75ZM92 116V115H91ZM140 116V117H139ZM181 117V121L180 122H182L184 125L186 124V127H184V126H182L181 127V124H179L180 122H179V120H180V118L179 117ZM185 118H184V117ZM53 117V119L52 120H55L54 119V116H52ZM75 117V118H76ZM149 117H151V120L149 119ZM50 118H48L47 119V124L48 123H50V122H53V121H50L49 119ZM148 118V119H147ZM178 118V119H177ZM182 118L184 119V121H182ZM190 118H187V120H190ZM84 119V118H83ZM82 119V120H83ZM113 119H114V121H113ZM121 119H125L124 121H122ZM135 119V120H134ZM137 119H138V121L139 120H142L141 122L139 121V125H140V127L139 126H137V124H136V122H137ZM158 119V120H157ZM48 120L50 121V122H48ZM71 120H72V118H71ZM74 120V119H73ZM73 120H72V122H73ZM147 120H149V122H147L146 123V121ZM232 120V119H231ZM75 121V120H74ZM81 121V120H80ZM79 121V122H80ZM121 123H120V122ZM156 121H161L162 123H165L166 124V127L164 128V125L165 124H161L162 126H163V128H164V130L166 131H163V132H160L159 133V131H161V130H158V128L159 127H161V125L159 124L158 125V123L156 122ZM203 121V122H202ZM55 122V121H54ZM71 122V121H70ZM119 122V123H118ZM130 122H134L133 124L132 123H130ZM178 122V123H177ZM185 122V123H184ZM198 122H200L201 124H204V126L203 125H201V124H199V126H198ZM64 123V122H63ZM74 123V122H73ZM83 123H85L84 121H81V125H84V126H87V125H85V124H83ZM126 123V124H125ZM128 123H130V124H132L131 125V128L130 129H128V130H126V132L127 133H129V130L131 131L129 134H127V135H129L126 139H127V142H125V140L123 141V139H124V135H125V130L123 131L122 129V126L121 125H123V126H125L124 128L125 129H127V125L129 126V124ZM177 123V124H176ZM75 124V123H74ZM89 124V123H88ZM148 124H157V125H154V127L153 128H150L151 127V125H150V127H149V125ZM196 125V126H198L197 128H195V126L193 127V125ZM205 124H208V125H205ZM64 125V124H63ZM89 125H91V124H89ZM135 125H136V127H139V129H141L142 130V128L144 129L145 127V130L147 131L148 130V133L147 132H144L145 130H142V132L141 133H139L141 130H139L138 128V130L136 131V130H134L135 129ZM178 125H180L179 127H178ZM201 125V126H200ZM73 126V125H72ZM95 125H93L92 127H94ZM144 126V127H143ZM153 126V125H152ZM156 126H159L157 129H156ZM171 126V127H170ZM178 128H182L181 130L180 129H177V127ZM88 127V126H87ZM89 127H91V126H89ZM142 127V128H141ZM95 128V127H94ZM117 128V129H116ZM162 128V127H161ZM160 128V129H161ZM163 128H162V130H163ZM184 128H186V131H184ZM61 129H62V127H61ZM60 129V130H61ZM65 129V128H64ZM116 129V130H115ZM152 130V131H150V130ZM67 130V129H66ZM65 130V131H66ZM119 131V133H121L122 131L124 132V134H122L123 136L121 137V135L118 137V133L117 134H115V135H113V131L115 132V131ZM134 130V131H133ZM214 130H216L217 131V133H215L214 132ZM121 131V132H120ZM136 131V132H135ZM171 132L170 134V136H168L167 134L166 135H164L165 133H168L169 134V132ZM61 132H62V134H63V132H64V130L62 129L61 130ZM122 132V133H123ZM147 133V134H145V135H143L142 133ZM173 132V133H172ZM236 133H238V136H236L235 137V135L234 134H236ZM137 134H141V135H143V137L142 136H138ZM172 134H173V136H172ZM147 135V136H146ZM190 135V136H189ZM237 135V134H236ZM146 136V137H145ZM189 136V137H188ZM145 137V138H144ZM170 137V138H169ZM119 138H121V139H119ZM141 138V139H140ZM147 138V141H148V143H145V142H147V141H145V139ZM172 138V139H171ZM234 139H235V141H234ZM236 140L238 141V143L236 142ZM120 141V142H119ZM123 141V143L125 142V144L123 145V144H121V142ZM150 141V142H149ZM100 142V141H99ZM123 145V147L120 145ZM99 144V143H98ZM114 144V145H113ZM127 144H128V147H127ZM169 144H171V145H173V147L171 148V146H170V149L171 150H173V151H170V152H173V154L172 153H170V155L171 156H169V155H167V151L169 150L168 148H169ZM236 144H238V146L236 145ZM100 146H103L102 144H99ZM185 146V147H183V146ZM100 146H98L99 147V149H98V151H100L101 150V147ZM166 146H168L167 148H166ZM181 146V147H180ZM127 147V148H126ZM183 147V148H182ZM113 148V149H112ZM165 148H166V150H165ZM217 149V150H216ZM111 154V153H110ZM168 154H169V151H168ZM203 155H205L206 157L204 158V159H202L204 156ZM144 156L146 157L145 159H144ZM101 158V157H100ZM159 158V159H158ZM151 161V164H149V167H146V169L145 170H147V168H148V170H147V172L144 170V168H143V166H145L146 165V162H144V161ZM171 159L173 160V161H171ZM160 160V161H159ZM211 160H212V162L213 163H211ZM148 161V162H149ZM162 161H165V162H162ZM141 162H144V164L145 165H143L142 167H141V169H143L142 171V173H141V170H139V174H137V175H135V171H136V169L138 170V167L137 166H139L140 164H141ZM162 162V166L164 167V170L165 169H167L166 171L168 172H165V171H163V173L157 168V167H159L160 166V163ZM264 162V161H263ZM99 163H102V161L101 162H99ZM229 163V164H228ZM260 163V164H259ZM135 164H137V165H135ZM143 164V163H142ZM186 165V166H190V168L189 169H187V170H185L186 168H188V167H184V169H182V167L180 166L179 167V170L180 171H178L177 170V166H179V165ZM151 165V166H150ZM259 165H263V166H259ZM136 166V167H135ZM141 166V165H140ZM162 166H160L159 168H161V169H163L162 168ZM227 166H232V167H227ZM257 166H259V167H257ZM93 168V170H91L92 171V174L95 172V170H94V167L95 166H92ZM95 167V168H96ZM111 167V166H110ZM260 167H262V169H258V168H260ZM100 168H102V169H104V171H100ZM154 168H156V170H159L163 175H165L166 173V175L165 176H163L161 173H160V175H162V176H160L159 174H157V173H159L158 171H157V173H155V174H157V175H153V174H151V172L152 171H155V169ZM96 169H98V168H96ZM101 169V170H102ZM140 169V168H139ZM181 169L183 170V172H181ZM150 170H152V171H150ZM185 170V171H184ZM94 171V172H93ZM145 171V172H144ZM111 172H113V173H111ZM137 172V171H136ZM150 172V173H149ZM156 172V171H155ZM97 173H95L96 175H94L93 177H96L97 176ZM99 173H101V174H99ZM113 175H111V174ZM138 173V172H137ZM146 173H148V174H146ZM196 173H197V175H199V176H197L196 175ZM199 173V174H198ZM134 174V175H133ZM202 174V175H201ZM108 175V176H107ZM109 175L111 176V178L110 179H108V177H109ZM133 175V176H132ZM171 175H173V177H172V179L170 178V180H168L167 179V182L162 186V188H159L160 190L157 192L158 193V197L156 196V197H154V195H152V193H154L153 191V189L155 188L154 186H153V188L151 189V188H149L150 186H151V183L152 182H156L157 181V179L158 178H160V179H158V182H159V180H160V182L163 180L162 179V177L163 178H169V176L171 177ZM99 176H98V178H99ZM160 176V177H159ZM88 177V176H87ZM107 177V178H106ZM90 178V177H89ZM87 179V178H85L84 180H90V179ZM190 178V179H189ZM135 179H137V180H139V181H141L142 182V184H143V186L144 185H148L147 184V180L149 181V187H148V190H150V191H152V193L150 192V191H148L147 189H145V188H147L146 186L144 187V190H143V188H142V184L141 183H139L137 180L135 181ZM102 180H100L101 182H102ZM124 180H125V182H124ZM105 182V183H104ZM158 183L157 185L159 186V185H161V183ZM163 182H165L164 180H163ZM83 183H85V181L83 182ZM86 183H88V182H86ZM86 183H85V185H86ZM135 183H138V185L139 184H141L140 186H141V188L142 189H140V190H143V192L141 191H139V193H145L144 191H146V193L144 194V195H142V194H139V195H135V197L136 196H138V197H140V198H135V199H140L139 201L142 203H140L141 204V206H146L147 205V203H146V201H148V200H146L145 202H144V199H146V195H148L149 196V193H150V197H154V199H156L155 201H153L152 202V200H154L153 198H152V200H151V198H150V201L148 202L149 203V206L150 205H152L150 208L151 209H149L148 210V207H147V209H146V207L145 208H143V207H141V206H139V212H138V205H139V203H137V204H135L136 202L133 200L134 199V197L132 198V201H134L135 203V207L137 208H135V207H133L134 209H135V214H134V211H133V214H129V213H131V211H132V208L130 209V206H128L127 207V205L126 206H123V205H125V204H127L126 203V201L128 200V202H129V199H127V198H129L128 197V193L130 194L129 196H131L132 197V192H133V195L137 192L136 191V189H135V187L136 186H138L137 184H135ZM157 183V182H156ZM99 184V183H98ZM31 185L32 184H30V187H28V188H31ZM82 186H81V188L80 189H78V190H82L83 189V184H81ZM84 185V186H85ZM103 185V186H104ZM136 185V186H135ZM155 186H157L156 184H154ZM88 186V185H87ZM133 186H134V188H133ZM140 186H138V187H140ZM158 186L155 188V189H157L158 188ZM89 187V186H88ZM137 187V188H138ZM159 187H161V186H159ZM86 188V187H85ZM99 188V189H98ZM226 189V190H224V192H226V191H228V192H226V193H224L223 191H222V189ZM99 190V191H96V190ZM108 189H106V190H108ZM132 189H134V190H132ZM187 190V191H189V193L187 192L186 194L184 193V195H183V193L182 192H184V190ZM183 190V191H182ZM77 191V190H76ZM86 191V190H85ZM121 191V192H120ZM136 191V192H135ZM220 191H222L223 193H224V195H223V193L222 192H220ZM73 192H75V191H73ZM79 193L81 192V191H78ZM127 194H126V193ZM148 192V193H147ZM186 192V191H185ZM79 193H77V195H76V197L74 198V199H76V198H78L77 196H79V198L81 197V195H78ZM82 193H84L85 194V192H83V190H82ZM95 193H92V194H95ZM124 193H125V196H124ZM75 194V193H74ZM81 194V193H80ZM138 194V193H137ZM98 195V194H97ZM124 196V197H127L126 199H124V197H123V199L122 200H126L125 202H123L122 200H120V196ZM127 195V196H126ZM152 195V196H151ZM73 196H75V195H73ZM83 196V195H82ZM141 196L143 197V196H146V197H144L143 199H141ZM230 196V197H229ZM72 197V196H71ZM70 197V198H71ZM98 197V196H97ZM148 199H149V197H147ZM72 199V198H71ZM71 199H69V200H71ZM78 199H76V201H77ZM100 200V201H99ZM143 202H142V201ZM63 201V203H64V199L62 200ZM62 201H61V203H62ZM68 201V200H67ZM79 201V200H78ZM96 201V200H95ZM121 202V204L122 203H124V204H122V206H121V204H120V202ZM137 201V200H136ZM138 201V202H139ZM17 202V201H16ZM14 202V206H15V208H16V206H17V203L19 202ZM29 202V201H28ZM28 202H23L24 204H27ZM74 202H75V200H74ZM109 202V201H108ZM151 202H152V204H151ZM155 202V203H154ZM16 203V204H15ZM22 203V202H21ZM21 203H19V204H21ZM23 203L21 204V205H23ZM30 203H31V201H30ZM33 203V202H32ZM60 202H59V205H58V203H54V204H52V206L53 207H50V210H49V213L48 214H50V213H52V210L51 209H53V210H59V209H61V208H65V207H62L63 206V204H61ZM78 203V202H77ZM131 201H130V205H131ZM146 203V204H145ZM153 203H154V205H153ZM29 204V203H28ZM28 204H27V206H28ZM133 204V203H132ZM228 204V205H227ZM21 205H19V207L21 206ZM31 205V204H30ZM29 205V206H30ZM32 205H34V204H32ZM61 205V206H60ZM95 205H93L94 207H95ZM129 205V204H128ZM225 205H227L226 206V212L224 211L223 212V210H225L224 209V207H225ZM2 206V205H1ZM0 206V208H2L3 209V207H1ZM10 207H14L13 205H9ZM9 206H6V209H8V211H6L7 213H10V212H12V213H14L13 211H11L12 210V208H8ZM24 206H26V205H24ZM24 206H21V209H23L22 207H24ZM27 206H26V208H27ZM34 206H36V203H35V205ZM38 206V205H37ZM50 206V205H49ZM59 206V208H56V207H58ZM66 206H67V204H66ZM77 206H78V204H77ZM77 206H75V207H77ZM90 206V205H89ZM112 206V207H111ZM4 207H5V205H4ZM67 207H70V208H73V206L72 205H68ZM106 207V208H105ZM122 207V208H121ZM123 207H126L125 209L123 208ZM14 208V209H15ZM17 208H18V206H17ZM16 208V209H17ZM31 207H29V208H27V210L28 209H30ZM37 208V207H36ZM99 208V209H98ZM100 208H102V210L100 209ZM129 208V210H131V211H129V210H127ZM143 209V211H142V209ZM222 208H223V210H222ZM9 209H11V210H9ZM13 209V210H14ZM15 209V210H16ZM20 209V208H19ZM21 209L19 210V212H22V211H25L26 209H24V210H22L21 211ZM33 209V208H32ZM98 209V210H97ZM122 209H124V211H125V213H123L122 212ZM140 209H141V211H140ZM31 210V209H30ZM144 210H146V211H144ZM1 211V210H0ZM3 211H5L4 209H3ZM10 211V212H9ZM18 210H16V212H17ZM29 211V210H28ZM27 211V212H28ZM149 211H151V212H149ZM153 211H155V212H153ZM2 212V211H1ZM6 212H4V213H6ZM56 212V211H55ZM126 212H128V214L126 213ZM148 212V213H147ZM152 212L154 213V214H152ZM156 212H159V213H156ZM231 212V213H230ZM3 213V214H4ZM5 214V215H8V214ZM12 213H10V214H12ZM23 213V212H22ZM90 213V212H89ZM89 213H87L88 215H89V217H88V215L87 214H85V215H87V218H89L90 219V214ZM147 213V214H146ZM152 214V216L153 215H155L156 214V216H153L152 217V219H150V220H148V221H153L152 222V225H153V223L155 222V224L154 225H156V226H154V227H150V226H148L147 224H146V222L147 221H144V219L146 220V219H148V217H147V215L148 214ZM2 214V215H3ZM9 214V215H10ZM19 214V213H18ZM16 215V213H14L13 215H11L10 217L8 216V220L10 221L13 217H14V215H15V219L18 221V220H23V219H17L18 218V216H20V218H21V213L19 214V215ZM28 214V213H27ZM32 214H34V212L32 213L31 212V215ZM146 214V216H144ZM4 215V217H6L4 220H6L7 219V216H5ZM117 216L116 218L114 217L113 218V216ZM0 216H1V214H0ZM26 216V215H25ZM25 216H24V218H25ZM34 216V215H33ZM84 216V215H83ZM82 216V217H83ZM94 216V217H93ZM149 216V215H148ZM3 217V218H4ZM35 217V216H34ZM151 217V216H150ZM156 217V219H158V222H156L155 220H154V218ZM28 218H29V221H30V223L31 224H29V221H27L28 220ZM27 218V220H26V218H25V221L26 222H28V224L29 225H32V224H34V223H32L31 222V220H30V218H32L31 216H30V214H29V217ZM86 217L84 216L82 219L84 220ZM140 218L142 219V220H140ZM14 219V218H13ZM34 219V218H33ZM4 220H2V219H0V221L2 222L3 221V223H5L4 222ZM88 220V219H87ZM86 220V221H87ZM230 220V223H231V221L233 220V222H235L234 224H232L233 226H231V224H228L227 226H225L224 227V222H228ZM7 221V220H6ZM13 221V220H12ZM11 221V222H12ZM16 221V222H17ZM24 221V220H23ZM95 221H94V223H95ZM0 222V223H1ZM10 222V223H11ZM19 222V221H18ZM17 222V223H18ZM99 222V223H98ZM236 222H238V223H236ZM3 223H1V224H3ZM9 222L7 221L5 224H8ZM13 223H15V221L13 222ZM17 223H16V225H17ZM21 223H22V221H21ZM24 223V222H23ZM58 223V222H57ZM94 223H93V225H94ZM143 223H145L148 227H147V230L145 229H143L142 230V232L144 233V231H146V233H144V234H136L135 232H137V230H139V227H141V226H144L143 225ZM147 223H149V222H147ZM157 223H159L160 224V226L162 227V229H161V227L159 226H157L158 224ZM61 224V226L59 225V227H62V226H64V224H66V223H60ZM83 224V225H82ZM104 224V225H103ZM9 225H11V224H9ZM15 225V226H16ZM71 226L73 225V223L72 224H70ZM106 225V226H105ZM129 225V226H128ZM222 225H223V230L224 229H226L227 230V233L225 232H223L222 231ZM231 226V227H228V226ZM1 226V225H0ZM2 226H4V225H2ZM12 226V225H11ZM13 227L14 229L17 227V226H19V223H18V225L16 226V227ZM74 226V225H73ZM75 226H76V224H75ZM95 226V227H96ZM99 226V227H98ZM101 226V227H100ZM105 226V227H104ZM6 228H7V226H5ZM5 227H2V229L4 228L5 229ZM10 227V226H9ZM9 227H8V229L7 230H10L11 232H12V229L10 228L9 229ZM69 227V226H68ZM82 227H81V230L83 231V229H82ZM146 227V226H145ZM158 227V228H157ZM18 228V227H17ZM20 228V227H19ZM64 228V230H62V232H61V235L59 236L58 235V233H59V229H62V228H58L56 231H58V233H56L55 231H54V233H55V235H56V237L57 238H55L54 240L53 239H51L54 243L55 242H58L59 243V241L62 243V240H63V243L64 242H68V241H70V242H72V240H68V241H64V238L68 235H71V234H74L75 233V235H77L76 233V229L77 230H79V228H75V227H73V228H75V230L73 231V232H70L69 233V231L71 230L70 228H72V227H70L68 230H67V226H66V228L65 227H63ZM135 228V229H134ZM136 228H137V230H136ZM141 228H144V227H141ZM140 228V229H141ZM160 228V229H159ZM1 229V228H0ZM2 229L0 230V235H1V233H4V231L6 232V230H3L2 231ZM73 230V229H72ZM90 230H92V231H90ZM102 232H101V231ZM2 231V232H1ZM10 231H7V233L8 232H10ZM15 231H16V229L14 230V233L12 232H10L11 234H9V235H7V233H5L7 236H9L10 237V240H9V238L7 239V237H6V235H5V237H4V235L2 234L1 236H3V238H6L7 239V242H9V243H7L6 241V243H5V245H4V239H1V241L3 242L2 243V245L0 244V246L1 247H3V251H1L0 253H2V260L4 259V257L6 258V259H4L3 261H1L0 262V264H4V263H2V262H5L6 260V262H7V264H9L8 262V260L11 258V257H13L14 256V258H11L12 260H16L17 259V256L16 255H11L9 252L11 251L12 252V254H17L19 251H18V249L20 248V246L18 247V246H16V247H18V248H16L15 249V246L14 245H12V246H14V247H12L11 246V244H13V243H11V236L10 235H14V234H16L17 233V231H16V233H15ZM61 231V230H60ZM80 231V230H79ZM87 231V232H86ZM98 232V233H97ZM134 232V233H133ZM139 232V231H138ZM141 232V231H140ZM172 232H173V235H172ZM69 233V234H68ZM131 233V235H129ZM171 233V236H169V234ZM224 233V234H223ZM60 234V233H59ZM134 234H136V235H134ZM188 234H191V235H188ZM226 234V235H225ZM12 235V237H14ZM75 235H71V236H75ZM126 235H127V238H126ZM225 235V239L223 240V238L224 237H222V236H224ZM67 236V238H69V237H71V236H69L68 237ZM95 236V237H94ZM130 236H133L131 239H130ZM52 237H53V234H52ZM58 237H60V238H58ZM78 237V238H79ZM102 237V238H101ZM42 238L43 237H41L40 238V240H42ZM49 238V237H48ZM47 238V239H48ZM66 238V239H67ZM74 238H75V240L79 243H77L76 241H74ZM76 239V237H73L72 239H73V242H76L78 245H80V242H82V241H79L80 239ZM112 238V239H111ZM118 238V240H119V242L121 243H119V245H122V246H116V245H118V241L116 240ZM157 238V239H156ZM5 239V240H6ZM15 239V238H14ZM14 239H12V240H14ZM129 239V240H128ZM155 239L158 241V242H156V243H153V240L155 241ZM16 240V239H15ZM85 240H87V239H85ZM92 240V241H91ZM117 241V243H115L114 241ZM1 241H0V243H1ZM48 241H50V240H47L46 242H48ZM114 242V245H113V242ZM149 241L151 242V244H149ZM14 242V244H15V242L16 241H13ZM41 242L42 241H40V244H41ZM11 243V244H10ZM44 243V242H43ZM51 244H44V245H53L52 244V242H50ZM62 243V244H63ZM69 243V242H68ZM67 243V244H68ZM123 243V244H122ZM8 244H10V245H8ZM57 244V243H56ZM64 244H66V243H64ZM87 244V245H86ZM154 244H156V245H154ZM15 245H17V244H15ZM43 245V244H42ZM60 245V244H59ZM69 245V244H68ZM67 245V246H68ZM72 245H75V243L73 244H70L69 246H72ZM5 246L7 247V246H9V248H10V251H7L6 249H8L9 250V248L7 247V248H5ZM12 248H11V247ZM30 246V245H29ZM33 246H35L34 244H33ZM63 246V245H62ZM65 246L66 245H64L63 247L65 248ZM68 246V247H69ZM77 246V245H76ZM75 246V247H76ZM82 246H79V247H82ZM88 246H87V249H88ZM225 246H227L228 248H229V253L224 249V247ZM22 247H24L23 249H24V251L25 250H27V252H26V254L25 253H23V254H25V257H23L24 259L22 260V258H21V260L19 261V262H21L20 264H33V263H35V264H46V263H44V262H47V261H49V259L48 258H50L51 260L53 259V257H54V259L56 258V257H59L60 255H58V256H55V255H57V254H60V251H59V253H58V250H56L57 252H54V250L53 249H56V246L55 245H53V246H51L49 249H51L53 252L52 253H49V252H51L49 249H47L46 248V251L48 252V250H49V252L47 253V254H43L41 251H42V249H41V251L40 250H38V252H40V254H39V256H37L36 254H35V252L36 251H33V248H27V247H25V245L23 246L22 245ZM21 247V248H22ZM44 247V246H43ZM42 247V248H43ZM46 247V246H45ZM45 247H44V249H43V251H45ZM55 247V248H54ZM59 246H57V248H58ZM62 247V248H63ZM68 247H66L65 248V250H63L64 251V254L66 255L67 253H65V251H68V250H66ZM75 247H70V248H72V251H73V248H75ZM53 248V249H52ZM78 248V247H77ZM94 248H96V247H94ZM226 248V247H225ZM7 251V252H5V250ZM22 249V250H23ZM32 249V250H31ZM59 249H60V247H59ZM69 249V248H68ZM86 249V248H85ZM84 249V250H85ZM222 249H224L225 251H226V256H227V258H225V255L223 256V253H224V250H222ZM21 250V251H22ZM76 249H74V251H75ZM87 251V253L86 254H88V252H89V254H88V256L90 255V254H92V253H90V251ZM18 251V252H17ZM23 251V252H24ZM70 251V250H69ZM68 251V252H69ZM72 251H70L68 254H72L73 256H74V254L75 255H77L76 254V252L74 253V251H73V253H72ZM86 251V250H85ZM175 251H176V253H177V255H176V253H175ZM221 251H223V253L221 252ZM84 252V251H83ZM93 252V257L95 256L94 253ZM170 252H173L171 255H174V256H172V258L170 259V257H169V259H165V257H167L168 258V255H165L166 253L168 254H170ZM5 253V254H4ZM85 253V252H84ZM136 253H138V254H136ZM227 253H228V255H227ZM36 255L37 256V261H35L34 262V260H33V256L34 255ZM163 254H164V256H163ZM225 254V253H224ZM1 255V254H0ZM134 255V256H135ZM156 255L158 256L157 257V259L159 258V260H160V258L161 257H163V259H165V260H163L162 258V261L160 260V261H157V259H155V258H152V257H156ZM161 255V256H160ZM45 256V257H44ZM48 256V258H46ZM64 256V255H63ZM73 256H64L65 258H66V261H67V259H69V260H72L71 258L73 257ZM134 256H131V257H134ZM152 256V257H151ZM223 256V257H222ZM10 257V258H9ZM16 257V258H15ZM67 257H69V258H67ZM75 257V256H74ZM73 257V258H74ZM91 257H92V255H91ZM91 257L88 259V257L86 256L85 258H87L89 261L88 262H90L91 264H93V262L91 261ZM138 257V256H137ZM141 257V258H142ZM0 258H1V256H0ZM84 258V259H85ZM106 258V257H105ZM62 260V258L60 257L59 259H55V260H58V263H56V264H59L60 262L59 261H61ZM84 259H82L81 260V262L80 263H78V264H85L84 262H82ZM87 259H85L86 260V263H87ZM94 259V258H93ZM92 259V260H93ZM95 259H94V261H95ZM137 260H138V258H136ZM135 259V260H136ZM140 259V258H139ZM143 259V258H142ZM172 259H175V260H172ZM1 260V259H0ZM35 260H36V257H35ZM51 260L49 261L50 262V264L52 263V264H54L53 262H55V260L53 261L52 260V262H51ZM73 260H76V258L75 259H73ZM72 260V261H73ZM102 260V259H101ZM99 261V259L97 260V262ZM134 261V260H133ZM142 261V260H141ZM151 261V262H150ZM5 262V263H6ZM13 262V261H12ZM16 262V261H15ZM15 262H13V263H15ZM57 262V261H56ZM62 262V261H61ZM71 262V261H70ZM128 262V263H127ZM95 263V262H94ZM10 264H12L11 262H10ZM16 264H18L17 262H16ZM49 264V263H48ZM62 264V263H61ZM89 264V263H88ZM105 264V263H104ZM133 264H135V262H133ZM136 264H137V262H136Z\"/></svg>", "mask_w": 264, "mask_h": 264}, {"label": "bare ground", "instance_id": "bare-ground-1", "mask_svg": "<svg viewBox=\"0 0 264 264\" xmlns=\"http://www.w3.org/2000/svg\"><path fill=\"white\" fill-rule=\"evenodd\" d=\"M7 1V0H6ZM39 1V2H38ZM51 1V0H50ZM58 1V0H57ZM56 0H54V2H55V5H54V3H53V5H54V7H53V5H52V8H53V10L49 13V21L47 20L46 22H50V26H47V24L43 21L42 22V20H41V18H40V20H38L37 21V23H34L33 22V17H34V14H38L40 11L41 12H44V11H46V9H48V10H50V9H52L51 8V6H50V9L48 8V3H47V0H37V2L34 0V2H33V0L31 1H27V0H10V7H9V9H6V7H4V5H3V3H4V1L3 0H0V206L1 207H3V209L5 210V211H3V209L2 208H0V210L2 211H0V214H1V216H0V219H2V220H4L6 217H4V215L7 213L6 211H8V209H6V206H9V205H13L14 206V202H16L17 203V206H18V208H17V206H16V208H15V206L14 207H8V208H12V210L11 209H9V210H11V211H13L14 213H16V215L19 213H21L20 215H21V218H20V216H18V218L17 219H23V220H16L15 219V215H14V219L12 218L10 221L8 220L9 218H8V216L10 217L11 215H13L14 213H12V212H10V213H12V214H10V213H7L8 215H5V216H7V221L9 222L8 224H5L7 221L6 220H4V222L5 223H3V221L1 222V223H3V224H1L0 223V228L2 229V227H5V226H7V228L5 227V229L3 228L2 229V231L3 230H6V232L4 231V233H1V235L3 234H5V233H7V231H10V230H7L8 229V227H9V229L11 228H13L15 225H16V223L18 222L19 223V226H17L18 225V223H17V227L15 228L16 229V231H17V233H16V231H15V233L16 234H12L14 237H12V235H10L11 236V243H13V244H11V246L12 245H14L15 246V249L16 248H18L19 246H20V248L18 249V253L17 254H12V252L10 251V248H9V246H7L8 248H9V250L8 249H6L7 251H10L9 253L13 256V255H16L17 256V259L15 260H12L11 258H14V256L13 257H9L10 259L8 260L9 262V264H10V262L12 263V264H16V262L18 263V264H20L21 262H19L20 260H21V258H22V260L24 259L23 257H25V254H26V252H27V250H25L24 251V247H22V245L24 246L25 245V247H27L28 249L29 248H33V251H36L35 252V254L37 255V256H39V254H40V252H38V250H40L41 251V249H42V253L45 255V254H47L48 252H49V250L51 251V252H49V253H52L53 251L51 250V249H49L51 246H53V245H55L56 246V249H53L54 250V252H57L56 250H58V253H59V251H60V254H57V255H55V256H58V255H60L59 257H56L57 259H59L60 257L62 258V262L61 261H59L60 263L59 264H78V263H80L81 262V260L82 259H84L86 256L88 257V259L91 257V255H92V257H91V261L93 262V264H107L108 263V259H107V257L108 256H105V257H103V258H98L99 259V261L97 262V260L98 259H95L96 258V256H97V253H95L94 251H90V250H92V246L91 245H94L93 246V250L95 249V250H97L98 249V247L97 246H101L100 244L101 243H91V242H88V240H89V237H87L86 238V236H88V235H85L84 236V238L85 239H87V240H82V237H81V239H80V237H79V234L78 233H81L82 234V232H84L85 231V229H83V227L84 228H86V226L88 227L89 225H88V223H86V222H88L89 221V224L91 223L90 221H92V219H91V216H92V214H91V209L93 208L94 209V211L92 212V213H94L95 214V217H96V215L98 214V212H99V215L101 214V213H103V212H105L106 211V209L107 210H110L111 208H108V207H110V206H106V204L107 205H112V204H110V203H112L111 201H113V198H108V199H110V200H107V203H104V204H102V202H103V198H105V199H107L106 197L107 196H109V195H105L104 197H103V194H105L107 191L109 192V189H110V187H109V189H108V186H110L111 185V181L110 180H107V179H103L102 180V178L103 177H101L102 175H103V173L101 174V173H99V174H101V176H99L98 175V171H99V167H100V165L105 169V171H106V173L105 174H107V172H108V170H109V168L111 169L112 168V162H111V160L113 159V157L111 158V156H112V151H110V149H111V142H113L114 143V141L112 140L111 141V139L112 138H114V140H115V138H116V135L115 134H117L118 133V137L121 135V137L123 136L122 134H124V130H125V135H124V139H123V141L125 140V142H127V137L129 136V135H127V134H129L131 131L129 130V133H127L126 132V130H128V129H130L131 128V125L134 123V122H130V123H132V124H130V123H128L129 124V126L127 125V129H125L124 127L125 126H123V125H121L122 126V132L121 133H119V125L117 124V125H115L117 128H118V130L117 131H113V135H115V136H112V138H111V135H110V131H111V128L113 127V123L111 124L112 125V127H111V125H110V123H111V121L109 122V115L108 114H105V113H103L104 112V110H105V108H106V110H108V109H110V102H114L113 103V105L115 104V101H112L111 100V98H110V96L112 95V94H116L115 92V89L117 88L118 90H117V94H122L123 92V89H122V87L121 88H119L120 86H121V82H122V86L126 83V80H127V78L129 79V78H133V77H135L134 79H135V81L133 80V82H131V80L132 79H129L130 81H128L130 84L132 83V84H135V82H137L136 81V76H138V74L136 75L135 74V69H137V68H134V66H136L138 63H137V61L139 62V61H141L142 63H143V66L144 67H147L148 66V64H147V66H146V63H148V61L147 60H145V61H142V60H144V56L143 55H140V53H142L143 54V52H140V51H146L144 48H145V46H147L148 48H149V46L148 45H150V43H151V41L153 42V43H151L152 45L151 46H155V45H153L154 44V42H155V40H154V38L152 37V34L154 33V35H158V38H163V35L162 36H160L159 35V33H162V29H168V28H170V30H171V32L172 31H174V35L172 36L171 34H168L169 33V31H163V32H165V33H167L168 35H171L172 36V38H171V36H164L165 38H164V41H163V43L164 42H166L167 43V41L168 40H166L167 38H169V40H170V38H171V40H172V43H171V41H170V44H171V46H170V44H169V46H170V48H169V46H166L167 47V49L165 50V48L163 49V47H164V45L162 46L161 45V48L163 49V50H165L164 51V53H163V56H162V53L160 52V49H159V44H157L155 47H150L149 49H155L156 47H157V49L158 50H156L157 52H159L158 54H157V52L155 53V54H157V55H159L158 56V58L157 59H159V58H161V59H159L158 61H160L159 63H156V62H158V61H155L154 62V60H156V59H154L156 56L154 55V57L152 56V54L154 53V51L153 50H150V52H152V54H151V56L153 57H151L150 56V53H149V55L145 58V59H150V57H151V59L150 60H152V59H154V60H152L153 61V64L155 65V67H149V69L150 70H157L158 72L160 71L159 69V66L160 67H162L161 65L163 64V66H168V65H166L167 63H166V61L168 62V63H170V59H172L173 58V55H174V57H175V53L176 52H178V51H180V50H178L179 49V47L178 48H176L177 49V51L174 53V49L172 48V45L173 44H175V45H177V43H174V42H176V40H177V37L176 36H178V35H175V32H178V34H179V32H182V30H184V32H188V33H186V35L188 34H191V33H189V31L192 29V31H193V29L195 28V25H193V27L194 28H191V25L189 26V28H188V30H185L186 29V27L188 26V22L189 21H191L192 22V20H191V18H190V16H191V14H192V18L194 19V16L193 15H195V14H193V13H191V12H194L193 11V9L192 8H194V10H195V8H197L196 7V5H194V6H191V9H189L188 8V10L186 9H184L182 12H184V11H191L190 12V14L188 13V12H185V14H189V15H187L188 17H187V19L189 20H184V18H183V20H182V15H185L184 13H181L180 12V14H179V12H178V14L180 15H178V17L179 18H181V20H179V21H177L176 19H179V18H175V15H173L172 13H170V12H172V11H174L173 9H177L176 7H178V11H180V7H184V5H182V3L180 4L179 3V1L180 0H177L178 1V3L180 4H178L177 3V1L175 0V1H173L172 0V2H171V0H170V3H174L175 2V4L177 3V5L178 6H176L175 7V4L173 5V4H170L169 6H168V4H166L165 5V7L167 6V7H169V8H171L172 7V5L175 7V8H171L172 10H170V11H168V8H167V10H164L163 11V9H161L163 12H161L160 11V13H162V15L165 17V18H167L168 20H170V18L172 19V18H175V19H172V21L173 20H175L174 22L177 24V26L179 27V31H175L174 29L176 28V24H173L174 22H172V24L174 25L173 27H175V28H173L172 26H170L171 24L169 23L170 21H168L167 23H166V21H165V23H163L164 25H167V28H166V26H165V28H164V25L162 26V28L160 29V31H158L157 29L155 30V28H158V27H160L161 26V23L159 22V20H158V18L160 19V21L162 22L163 20H161V18L163 19V16H160V14H159V12L157 11V10H160L159 8H157L158 6L160 7V6H162V7H160V8H164V4L165 3H169L167 0L165 1V0H155L154 2H153V5H155V6H152V7H156L157 8V10H155L156 8H154V10L152 11V10H150L152 13L153 12H155V11H157L158 12V16H157V13H154V14H152L149 10H148V12L146 11H143V12H145V13H148V15H149V13L151 14V15H155L156 16V20H157V26L156 25H154L153 23L155 22V19L153 18V16H151L152 18V20L150 19V21H149V19H147L146 18V20H145V15L143 14L142 16H144V17H141L142 19H140V21L139 22H141V20H145L146 21V23L144 22H142L141 24H143V28H142V30H143V32H146V33H144V34H140V31H142L141 30V24L139 23L138 24V22H136V21H138L139 20V18H138V15H137V17L135 18V22L136 23H134V19H133V21H131V23L133 22V24L131 25V26H127L126 27V29H124L123 31L121 30L122 28H123V25H124V27L128 24L129 25V19L127 20L128 21V23L126 24V22L123 24L122 22H124V21H122V17L123 16H125L124 14H125V12H124V9L126 10L128 7H130L131 5V7H132V9L130 8V10L131 11H129V9H127L126 11L128 12V14H130L131 12H133L135 9V4H137L138 3V1H136V0H134V2L133 1H130V5H129V1L127 2L126 0L124 1V2H127V3H124L123 2V4H125V6H127V8L125 7V8H123L124 6H123V4H122V8H123V10H122V8H120L121 9V12H119L120 11V9H118V11H115L116 9H117V7H118V4L121 6V4H120V1L118 0L117 2H118V4L116 3V0H114V1H112V0H109V2L111 3V2H115V3H113V5H112V3L110 4V3H106L107 5L109 4V6H107V5H105V6H107V7H109L108 8V10L105 8L104 10H103V12H105L103 15H105V17L103 16L102 17V15H100V13H102L101 12V10L102 9H100L101 7V5L102 4H104L105 2L104 1H107V0H99L101 3L100 4H96V1L97 0H85L86 2H85V6H87L86 4H88V6L85 8V6H84V3H82V1H84V0H59L58 2H60L59 4H57L58 2H57ZM99 1H97L98 3H99ZM102 1H103V3H102ZM123 1V0H122ZM140 1H142V0H140ZM145 1V3H147L148 1L149 2H151L150 0H148V1H146V0H144ZM186 1V3H188V1L187 0H185ZM193 1V0H192ZM203 0H201V2H202ZM210 1L211 0H209V3L206 1L205 3L207 4V6L208 7H211L214 3V1L215 0H213V2H212V4H211V6L209 5L210 4ZM234 3H236L237 4V2L236 1H234V0H232ZM263 2H264V0H262ZM261 1V2H262ZM3 2V3H2ZM30 2V3H29ZM31 2H33L32 4H31ZM36 2V3H35ZM80 2L82 3V5L84 6L82 9L83 10H85V12L84 13H82V12H80V11H83L82 9L80 10L79 8H81V5H80V7L78 8V14L79 13H82V14H77V16H79V20H78V22H75L74 21V19L76 20V19H78L76 16V18H74V17H72L73 16V14L70 12V11H73L72 9H74V8H76L77 6H79V4H80ZM133 2V4H131ZM163 2H165V3H163ZM182 2V1H181ZM195 2H196V4H197V2H198V0L196 1L195 0ZM200 2V3H201ZM216 2V1H215ZM217 2H219V0H217ZM215 3V5H214V10L213 9H211V8H209V11L207 10V14L206 15H209L208 14V12L211 14V13H214V15H216L215 17H218L219 16V21L217 22V24L218 23H222L221 25L220 24H218V26L220 25V27H219V30L217 29V31H216V27H217V25L215 26V24H216V21L215 20H213V19H211L210 17H212L213 18V16H209V17H207L206 15L204 16V17H207L208 19H211L212 20V22H207L208 20L206 19V23H209L210 24V26H209V24L207 25L204 21H205V18L204 19H202L203 20V22H201L202 24L203 23H205V24H203V28H201V27H199L198 29H196L197 31L200 29V31L199 32H197L196 31V34L197 33H199L198 34V36L197 35H195V37L198 39H201L202 41H200L199 39H198V41H197V39H196V41L199 43H201V44H203L201 47H204V45H205V43L206 42H211V40H212V37H215V38H217V40H220V39H218V35H222V34H213V29H214V31H216V32H221V31H224L225 30V28H226V24H229V26H230V23L232 24V22L235 20V19H237L238 17H236V15H237V13L239 12V10L238 9H236V11H235V13L233 12V16L234 17H231V18H229V17H227V16H229L230 15V13H228L227 14V16H225L226 15V13H227V11L228 10H230L229 8H230V6H231V4L232 3H230L229 2V0L227 1V3H229V6H228V10H227V7H226V9H224V3H225V5L227 4L226 3V1H224V0H221V6H219V4L218 3ZM263 2H262V4H260V6L258 7V5L256 6V8H255V11H256V13L257 12H259L258 11V9L260 10V8H264L263 7ZM8 3V2H7ZM35 3V4H34ZM141 4H144L143 2H140ZM160 3V5H158ZM185 3V5H186V7H187V4ZM30 4V5H29ZM93 4H95L94 6H93ZM139 5V3L137 4V6L139 5V8L138 7H136V8H138V9H141V6L142 5ZM161 4H163V5H161ZM183 4H184V0H183ZM205 4V5H206ZM218 4V5H217ZM223 4V5H222ZM236 4H233L234 6L236 5ZM6 5V4H5ZM8 5V4H7ZM34 5V6H33ZM49 5H50V3H49ZM99 5V7L100 8H97V6ZM116 6V7H114V9L112 8V6ZM129 5V6H128ZM144 5H146V4H144ZM143 5V6H144ZM157 5V6H156ZM199 5V4H198ZM197 5V6H198ZM201 5L202 4H200V6L198 7V8H200L201 7ZM232 5V7L233 8H235L234 6ZM238 5V4H237ZM236 5V7H238ZM119 6V7H120ZM135 6V7H134ZM142 6V7H143ZM180 6V7H179ZM190 6V3H188V7ZM218 6V7H217ZM118 7V8H119ZM134 7V8H133ZM208 7H205L206 9L208 8ZM216 7V8H215ZM220 7V9H218ZM231 7V8H232ZM252 7V10L254 9ZM95 8V9H94ZM103 8V7H102ZM113 10H112V9ZM150 8V7H149ZM97 9H99L98 11L100 12H98V13H96L97 12ZM134 9V10H133ZM147 9V8H146ZM145 9V10H146ZM153 9V8H152ZM166 9V8H165ZM205 9V10H206ZM224 9V10H223ZM75 10V9H74ZM93 10H94V12H93ZM106 10V11H105ZM111 10V12H108V11H110ZM137 10V9H136ZM199 10V9H198ZM201 10H203L204 11V5H203V9H201ZM211 10V11H210ZM219 10V11H218ZM227 10V11H226ZM39 11V12H38ZM77 11V10H76ZM75 11V12H76ZM91 11V12H90ZM113 11H115V12H117L116 13V15L115 16H121L119 19H120V24H119V22L117 21L115 24H113V25H116V24H118V25H116L115 27H116V29H117V27H119V26H121V24H123L122 25V28H120V31H122L123 32V34H124V31H125V34H127L126 36H125V34L123 35V34H120L121 35V38H123L122 37V35L125 37L124 39L126 40V38L127 39H129L130 38V40H131V37H135L136 38V42L134 41L135 39H133L132 41H129V40H127V41H125L124 39L122 40L123 42H121V39H120V35H119V33H122V32H118L116 29L114 30V31H117L115 34H118V35H115L114 33V36L112 35V33H111V36H110V34H108L107 33V30L106 29H108V28H106L105 29V27H103V25L101 24V26H100V24H97L96 22L98 21L99 22V20L100 19H98L97 20V18H103V19H105L106 17H108V18H106L105 20H108V19H110V17L109 16H111L112 14V12ZM122 11H123V13H122ZM166 11V12H165ZM197 11V10H196ZM202 11V14L204 13ZM226 11V12H225ZM261 12H262V10H260ZM6 12H8V14L7 15H10L8 18H7V20L9 19V18H11L12 19V22L14 21V23L12 24V25H10L9 24V21L11 20H8L7 21V24L6 25H3V19H2V17H3V15L6 13ZM38 12V13H37ZM40 12V14H42V15H44L46 12H44V13H41ZM70 12V13H69ZM90 12V15L87 17V19L85 20L84 18H86L85 17V15H88V13ZM107 12V13H106ZM118 12H119V14H118ZM134 12H136V11H134ZM133 12V13H134ZM168 12L170 13V15H173V17H171L169 14H168ZM225 12V13H224ZM230 12H232V11H230ZM252 12V11H251ZM260 12V13H261ZM95 15H98L97 16V18L95 19V25L97 24V27L95 26V25H93V29H95L94 31H97L98 30V34H99V32L100 31H102V30H105L104 31V33H106V34H108L110 37H111V39L113 38V39H115L116 38V40H117V37H118V41H120L119 43H118V41H116V43H114L113 41V43H111L109 46H111L110 48H108V51L110 52V50H112L111 52H112V54L111 53H109L107 50L105 51V49L103 50V53L104 52H107L108 54V56H103V58H102V53H99L100 55L98 56L100 59H104V62H103V64H102V62L101 61H103V60H101V61H99V59H98V57H96L97 55H98V50L99 49H101V46L102 47H106V45L105 46H103L104 44H108L107 42L108 41H110L111 42V39H109L108 40V38L106 37H104V33L103 32H101L100 33V35L98 36V34L97 33H95L96 34V36L97 37H95L94 36V41H92V38H90V36H92L93 34H94V31L92 30L91 32H89V30L90 29H92L91 28V26H92V24H93V17H92V21L90 20V17L93 15V14ZM121 13H122V15H121ZM142 13V12H141ZM140 13V14H141ZM167 14V15H164V14ZM174 13H175V11H174ZM199 13H201L200 11H199ZM199 13L197 12L196 13V15L198 16L199 15ZM221 13H222V15H221ZM225 15H224V14ZM250 13V12H249ZM69 14H72V16H71V18H74L73 20H71L70 19V17H69ZM107 14L109 15V16H107ZM115 14V13H114ZM127 14V15H128ZM182 14V15H181ZM201 14V15H202ZM218 14V15H217ZM239 14H240V12H239ZM238 14V15H239ZM246 14V13H245ZM93 15V16H94ZM127 15L125 16V17H127ZM134 16L136 15L135 13L133 14ZM147 15V16H148ZM223 15H224V18H225V20L227 21H221V19H222V17H223ZM257 15H258V13H257ZM38 16V15H37ZM47 16V15H46ZM132 16V14H130V17ZM134 16H133V18H134ZM154 16V17H155ZM170 16V17H169ZM186 16V15H185ZM44 17H45V15H44ZM124 17V18H125ZM149 17V16H148ZM161 17V18H160ZM176 17H177V14H176ZM196 17V16H195ZM200 17V16H199ZM116 18V17H115ZM114 18V16L111 18V20H112V22L115 20H117V18L115 19ZM132 18V17H131ZM221 18V19H220ZM235 18V19H234ZM46 19H48V16H47V18ZM103 19L101 20V21H103ZM138 19V20H137ZM185 19H186V17H185ZM68 20H70V21H68ZM85 21L86 22V24H87V22L89 21V23L88 24H91V26H90V28H89V30L88 29H85V27H87L88 26V24H87V26H83L84 28H82V30L83 29H85V30H80V31H82V32H80V35H78L79 37L81 36V34L82 35H84L85 33H86V36L88 35V33L87 32H89V33H91L90 34V36L88 37V38H85L84 40H86L85 42H83V38H81L80 37V40H81V42H79L78 44L76 43V46H75V49L74 50H72V51H74V54H73V56H72V54H70V53H73L72 51L71 52H69V53H67V55L69 54V55H71V57L73 58L74 56H75V58H76V56L79 54V53H77L78 51H77V46L79 45L80 46V43H85V45L83 44L82 46H81V48L83 47V49H81L80 47V49H79V52L81 53L84 49L85 50H87L88 49V47L87 46H89L90 45V47H89V49H88V51H91L92 50V48L94 47V42L96 41V40H98L100 37H102V35H103V38H105V42H104V40H103V42H100L101 43V45L99 44V48H98V50H97V52H95V54H94V56L93 57H90L91 59H90V61H89V63L93 60L92 58H97V60L98 61H96V59L95 60H93V61H96V63L97 62H99V63H101L104 67L106 66V68L107 69H105L104 67L103 68H101L102 67V65L101 64H99L100 66H96L95 64V62H92V63H95L94 64V66H93V69H91L92 68V66H90V65H92V64H90L89 65V63L88 64H85V65H87V67L85 66V67H83V68H85V69H83V70H85L86 71V68H89V69H91V70H88L87 69V71H89V72H85V71H83V73L81 74V70H80V75H76V74H74V73H76L77 71H78V68L77 67H81V64L79 63L80 61H82L83 62V60L85 59V57L87 56V54H88V56L90 55L89 54V52L86 54L85 53V51H84V55L86 54V56H84L82 53H81V55L80 56H84V58H83V56H82V58L83 59H81V60H75L74 62L73 61H71V62H69V60H71V58H70V56H64L65 58H64V60H56V59H54V61H53V58H55L56 56V52L57 51H60L59 53L57 52V54H60L59 56H61V50H63L64 51V48H62V47H64L65 46V50H69V49H67V48H69V47H71V45H73L72 43H73V41H75V36H77V34L76 33H79V29H81V28H79V27H81L82 26V24H81V22L82 21ZM105 20L103 21L104 23H106L105 22ZM123 20H126V18L125 19H123ZM154 20V22L151 24L154 28H152V26L150 25V23H151V21H153ZM198 20V18L196 17V19H195V21H197ZM72 21V23H70ZM77 21V20H76ZM90 21H91V23H90ZM110 21V20H109ZM148 21V22H147ZM184 21H186L185 23L187 24V26L185 25V29L183 28V25H181ZM199 21V20H198ZM230 21V22H229ZM42 22V23H41ZM70 23V26H69V24L68 23ZM73 22L75 23V24H80V26H78L77 27V32H75V33H73V31H71V30H73L72 28H70V27H74L75 26V24H73ZM111 22V23H112ZM150 22V23H149ZM178 22L180 23L179 25H181V28H182V30H181V28H180V26L178 25ZM213 22H214V24H213ZM235 22H236V20H235ZM64 23L66 24L67 23V26L69 27V29H68V31L70 30L71 31V35H69L70 34V31L69 32H67L66 30H64L63 32L61 31V29L63 28V29H65L66 28V25H64ZM84 23V22H83ZM100 23V22H99ZM109 23V22H108ZM110 23V24H111ZM147 23H149V24H147ZM198 23H200V22H198ZM226 23V24H225ZM237 23V22H236ZM85 24V25H86ZM107 24V23H106ZM106 24H104V25H106ZM110 24H109V26H110ZM137 26H136V25ZM147 26V29H146V27L144 28V26L145 25ZM191 24H193V23H191ZM202 24H200V25H202ZM223 24H225V25H223ZM61 25H63V26H61ZM148 25H150L149 27H150V29H149V27H148ZM169 25V26H168ZM199 25V24H198ZM233 25V24H232ZM64 26H65V28H64ZM99 26V27H98ZM132 26H135V28L136 29H138V30H140L139 32L136 30V32L137 33H134V29H133V31H131V32H133V33H129V32H127L126 33V31H130V30H132ZM205 26V27H204ZM221 26H223V29L221 30ZM225 26V27H224ZM228 26V25H227ZM236 26V25H235ZM62 27V28H61ZM67 27V28H68ZM76 27V26H75ZM89 27V26H88ZM87 27V28H88ZM95 27V28H94ZM104 29H103V28ZM107 27V26H106ZM132 27V28H131ZM138 27V28H137ZM207 27L208 28H210L211 29V31H210V29H207ZM232 27H234V26H232ZM58 28L60 29V30H58ZM79 28V29H78ZM97 28V29H96ZM101 28V30L99 31V29ZM110 28V27H109ZM113 28H114V26H113ZM113 28H112V30H113ZM128 28V29H127ZM131 28V29H130ZM140 28V29H139ZM204 28L206 29V32H203V31H205L204 30ZM213 28V29H212ZM218 28V27H217ZM111 29V28H110ZM110 29H108V31L110 30ZM144 29H146V30H144ZM151 30V31H153V33L152 32H149V30ZM154 29V30H153ZM176 29H178V28H176ZM190 29V30H189ZM230 29V28H229ZM59 31V32H58ZM67 32V37H68V39L70 40H73L72 42H71V40L69 41L68 39V42H66L67 40L66 39H64L63 40V37L65 38V33ZM84 31H87V32H84ZM147 31H148V34H149V36H148V34H147ZM154 31H158V33H155ZM202 31V32H201ZM209 31V32H208ZM228 31V30H227ZM238 31V30H237ZM59 34H61L62 35V33L64 34V36L62 37L61 35H59ZM62 32V33H61ZM111 32V31H110ZM113 32V31H112ZM191 32V31H190ZM201 32V33H200ZM69 33V34H68ZM74 35H73V34ZM139 33V34H138ZM165 33H163V34H165ZM203 33H205V35H207V36H209L210 34H212V37H211V35L209 36V37H206ZM215 33V32H214ZM232 33H233V30H232ZM231 32H227V33H225L224 34V36L228 39V41L231 39V38H229V36H231V35H229V34H232ZM131 34H133L132 36H131ZM135 34H138V35H140L139 36V38L141 39H139L137 36L138 35H135ZM166 34V35H167ZM182 33H180V35H181ZM183 34H185V33H183ZM200 34H202V35H200ZM235 34H237L236 33V31H235ZM107 35V36H108ZM141 35H143V36H141ZM153 35V36H154ZM193 35V34H192ZM215 35H217V36H215ZM57 36H60L58 39H61L62 40V42H61V40H59L58 41V45L59 44H62L64 41V43H63V45H59V47L60 46H62V47H60V48H62L61 50H58V49H60L59 47H58V49H57V47H56V52H55V45H57V40L55 41V40H53V39H55ZM71 38H70V37ZM73 36V37H72ZM108 36V37H109ZM117 36V37H116ZM129 36V37H128ZM131 36V37H130ZM182 36L183 35H181V37H179V38H181V40H182ZM200 36V37H199ZM203 36V37H202ZM224 36H222L221 38V40L223 41V39H226ZM235 36V35H234ZM234 36H232V37H234ZM66 37V38H67ZM93 37V36H92ZM149 39H147V38ZM155 37V36H154ZM186 37V36H185ZM211 37V38H210ZM97 38V39H96ZM146 38V39H145ZM155 38H157V37H155ZM159 39V40H162V39ZM176 40H175V39ZM191 39H192V37H190ZM202 38H204V39H202ZM210 39V41L209 40H206V39ZM238 38V37H237ZM237 38H234V40L232 39L231 41H236L237 42ZM30 39H31V41H30ZM144 39V40H143ZM175 41H174V40ZM185 38H184V36H183V40H184ZM191 39H189L188 38V40H191ZM194 39V40H195ZM235 39H237V40H235ZM92 41L93 43H89V45H87L88 44V41ZM101 40V39H100ZM99 40V41H100ZM108 40V41H107ZM137 40L139 41L138 42V46L136 47V48H134L136 45H137ZM143 40V41H142ZM154 40V41H153ZM157 40V39H156ZM166 40V41H165ZM179 40V39H178ZM181 40H179V41H181ZM205 40V41H204ZM216 40V41H217ZM25 41H26V43L28 42V44L30 45V46H28V44L27 45H25ZM30 41V42H29ZM53 41H55L56 42V44L54 45H52V42ZM76 41H77V37H76ZM89 41V42H90ZM141 41V42H140ZM145 41V42H144ZM147 41V42H146ZM174 41V42H173ZM216 41H214V43H216ZM18 42V43H17ZM60 42V43H59ZM69 42H71V45H68L69 47H66L67 45H65V43H69ZM109 42V43H110ZM125 42H129L128 44L127 43H125ZM130 42L133 44L131 47H130ZM143 42L144 43H146V44H143ZM158 42V41H157ZM157 42H155V43H157ZM187 42V40L185 41V43ZM226 42H227V40H226ZM225 42V43H226ZM24 43V45L23 46H27L28 47V49H27V47L25 48V47H23V46H21L22 44ZM31 43V44H30ZM123 43H125V45L124 46H126L127 48H126V51H125V48L123 47ZM160 43V42H159ZM162 43V41H161V43L160 44H163ZM181 43V42H180ZM179 43V45H181ZM183 43H184V41H183ZM199 43V44H200ZM212 43V42H211ZM213 43V44H214ZM225 43H223V44H225ZM229 43H233V42H230L229 41ZM238 43V42H237ZM18 44V45H17ZM92 44H93V47H91L92 46ZM95 44H96V42H95ZM98 44V43H97ZM118 46H117V45ZM212 44V45H213ZM218 44V43H217ZM236 44V43H235ZM235 44H231V45H233V46H235ZM120 45V46H119ZM122 45V46H121ZM145 45V46H144ZM159 45V46H158ZM168 45V44H167ZM183 45H185V44H183ZM193 45V44H192ZM206 45H208V44H206ZM205 45V47H207ZM208 46V49H210L211 50V48H214L213 46ZM219 45H221V44H219ZM227 45H228V42H227ZM53 46H54V48H53ZM113 46H115L116 47V49L119 51L120 50V52H121V55H123L122 56V60L123 59H125L124 60V62H116L117 64V66H120L119 64H121V66L120 67H113L114 68V70H115V72H113V71H111L112 69V67H110L109 68V65L110 66H113L114 64H115V61L118 59L119 60V55H120V52H119V54H118V52H117V50H115V48L113 49ZM144 46V47H143ZM191 46V45H190ZM189 46V48L187 47V44L185 45V48L187 47L188 49V51H189V49L191 48L192 49V47L194 46H192V47H190ZM196 46V45H195ZM200 46L198 45V49L197 48H195L194 47V50L196 49V50H198V54L200 55V51L203 49V48H200ZM215 46H218V45H215ZM224 46H226V44L224 45ZM229 46V45H228ZM20 47H22V48H20ZM30 47V48H29ZM85 47V48H84ZM87 47V48H86ZM96 47H98V46H96ZM120 47H122L121 49H120ZM128 47H130L129 49H130V51L129 52H127V50H128ZM140 47H142V48H140ZM146 47V48H147ZM177 47V46H176ZM205 47H204V49H203V51H202V54H203V52H204V50H205ZM209 47H211V48H209ZM25 48V50H27V51H25V50H20V49H24ZM74 47H72V49H73ZM90 48H91V50H90ZM112 48V49H111ZM119 48V49H118ZM124 48V49H123ZM134 48V49H133ZM180 48H182V47H180ZM184 47H183V51H184V49H185ZM218 49V47H215V49ZM229 48V47H228ZM231 48H232V46H231ZM123 49V50H122ZM131 49H133L134 51H135V49L136 50H139V49H141V50H139V51H131ZM149 49H148V51H149ZM168 49H169V51L170 50H172L173 52H169L168 51ZM199 49H200V51H199ZM215 49H214V51H215ZM76 50V51H75ZM102 50V49H101ZM100 50V51H101ZM117 52H115V51ZM193 50V49H192ZM191 50V51H192ZM195 50V51H196ZM207 50V49H206ZM205 50V52H207ZM220 50H222V49H220L219 48V51ZM19 51V52H18ZM22 51H24V52H22ZM62 51V52H63ZM122 51H124V52H122ZM167 51H168V53L170 54V58H167ZM182 51V50H181ZM186 51V53L183 55L186 59H189L190 57V59H193L192 57V52L191 51ZM194 51V52H195ZM213 51V50H212ZM217 51V50H216ZM65 52V51H64ZM64 52H63V54H64ZM76 52V53H75ZM115 52V54L116 55H118V56H116V59L115 60H113V58H115V56L113 55V53ZM132 52V54H129V53H131ZM134 52V53H133ZM147 52V51H146ZM145 52V53H146ZM163 52V51H162ZM166 52V53H165ZM205 52H204V54H205ZM209 52V51H208ZM207 52V53H208ZM21 53H24L23 55L21 54ZM97 53V54H96ZM123 53V54H122ZM128 53V54H127ZM144 53V54H145ZM188 53H189V55H188ZM206 53V54H207ZM229 53V52H228ZM19 54V55H18ZM53 54H55V55H53ZM126 54V55H125ZM136 54H138V56L136 55ZM147 54H148V52H147ZM146 54V55H147ZM164 54H166V55H164ZM178 54V53H177ZM210 54H213V52H211ZM104 55V54H103ZM106 55V54H105ZM109 55L110 56H112V58L111 57H109ZM129 55H131V56H129ZM133 55H136L137 57H135L134 58V56ZM172 55V56H171ZM180 55V54H179ZM179 55H177V56H179ZM187 57H186V56ZM191 55V56H190ZM55 56V57H54ZM63 56V55H62ZM61 56V57H62ZM101 56V57H100ZM143 56V57H142ZM150 56V57H149ZM161 56V57H160ZM183 56H181L179 59L181 60V61H186V62H184V65H181V61L179 62L178 60H176V62H174L173 60H171V61H173L172 63L174 64H176V65H173L172 63H170L171 64V68L173 69V70H175V68H177V69H180V70H182V71H180V70H176V71H173V73L174 72H176V73H174V75H173V73H172V71L170 72V74H168V77H167V81L168 80H170V78H173L172 80H170V81H173V83L171 82L170 84V86H169V88L171 89V90H175V91H173V93H172V95L169 97V98H167V99H164V97H166L167 95L169 96V92H167L166 91V94H160V96H163V95H166V96H163V97H161V99H160V97H159V99L160 100H167L166 102H168V99H170V100H173L174 102H175V100L174 99H178V101L180 100L179 98L180 97H182V94H180L183 90H187L188 89V87H187V89H185L184 88V84H186L190 79H188V81L186 82V80H183L186 76V74H187V72H186V74L184 75V78L182 79V81L184 82V83H180L181 84V86H183L182 88H184V89H181V87H180V85H178V83H179V80L181 81V79H179L183 74L182 73H184V68H186L187 66V62L189 61H187L186 59H184V58H182ZM205 56V55H204ZM209 56V55H208ZM67 57V58H66ZM106 57H108V58H111V59H107ZM118 57V58H117ZM127 57H128V59L131 57V59L132 58H134V59H136V61H134V63L136 64H134V63H132L133 62V60H131L130 61V63H131V65H130V63H129V60L127 59ZM139 57H142V58H139ZM164 57H166V59H168V60H166V59H163ZM12 58V59H11ZM13 58H14V60H13ZM69 58V59H68ZM77 58H81V57H77ZM121 58V57H120ZM178 58V57H177ZM200 58V57H199ZM201 58H202V56H201ZM200 58V59H201ZM68 61H67V60ZM140 59V60H139ZM182 59H184V60H182ZM10 60V61H9ZM55 60L57 61L56 63H55ZM110 60V61H109ZM114 61V63H113V61ZM127 60H128V62H127ZM175 60V59H174ZM202 60V59H201ZM87 61V60H86ZM112 61V62H111ZM147 61V62H146ZM76 62H77V65H76ZM105 62H107V64H108V67H107V65L105 64ZM129 63V64H127V63ZM139 63L140 64V67L142 68L143 66H141V64L142 63ZM146 62V63H145ZM150 63H149V66H153V64L152 65H150L152 62L151 61H149ZM164 62L166 63L165 65H164ZM177 62L178 63H180V65H181V67H180V65L179 64H177ZM68 64L69 63V65H65V64ZM72 63H74V64H72ZM78 63H79V65H78ZM119 63V64H118ZM123 63H125V64H123ZM145 63V64H144ZM206 63V62H205ZM138 64V65H139ZM158 64V65H157ZM212 64H214L213 62L209 65V67L212 65ZM88 65H89V67H88ZM97 65H98V63H97ZM128 65V66H127ZM137 65V66H138ZM156 65L158 66V68L156 67ZM177 65H179L178 67H176ZM189 65V64H188ZM115 66V65H114ZM123 66H125V67H123ZM136 66V67H137ZM175 66V67H174ZM184 66V67H183ZM80 67H79V69H80ZM95 67H97V68H95ZM127 67V68H126ZM139 67V69H141ZM174 67V68H173ZM183 67V68H182ZM98 68H99V72L97 71L98 70ZM116 68H117V70H116ZM123 68V69H122ZM182 68V69H181ZM102 69V70H101ZM104 69V70H103ZM125 69V70H124ZM138 69V70H139ZM146 69V68H145ZM145 70L144 71V69L142 68V70H143V73L144 72H146V71H150V70ZM161 69H163V68H161ZM106 70V71H105ZM107 70H109L110 72H108ZM119 70H121L120 71V73L121 74H119ZM142 70H140V71H142ZM184 70V71H183ZM131 71H132V75H134V76H130L129 77V74L131 73ZM139 71V72H140ZM187 71V70H186ZM205 71H206V68H205ZM222 71L223 72H225V69L223 70L222 69ZM117 72V73H116ZM138 72V73H139ZM178 72V73H177ZM96 73H99V76L100 75H102V79L100 80V77L99 76H97V77H95L96 75H98V74H96ZM109 73H111V74H113V73H115L116 74V76H117V74H118V77H117V79L120 77V80L121 81H119V80H117L116 79V82H114L115 81V79H114V77H116L115 76V74L113 75V76H111V77H113V82H111V80L112 79H110L111 77L110 76H108L109 75ZM141 73L142 72H140L139 73V75H141ZM142 73V75H144ZM171 73H172V76L173 77H171V76H169V75H171ZM202 73H205V72H202ZM202 73H200V74H202ZM65 74V75H64ZM94 74H95V76H94ZM110 74V75H111ZM68 75V76H67ZM142 75H141V78H140V81H141V79H145V78H142ZM163 75H166V74H164V73H162V77L160 78L161 79V82L163 83V84H161V83H159V84H161V86H160V88L158 89V91H155V92H159V90H160V92L159 93H163L162 91L164 90H162V88L164 87V86H166V87H164V88H167V85H165V84H167L166 82V80H165V78L163 77ZM236 75V74H235ZM66 76V77H65ZM128 76V77H127ZM105 77H106V80H105ZM170 77V78H169ZM189 77V76H188ZM187 77V78H188ZM225 77H227V76H225ZM229 78V77H228ZM99 81H98V80ZM109 79H110V82H111V84L110 83H107V82H109ZM152 79V78H151ZM151 79H149V80H151ZM162 79H163V81H162ZM224 79H226V78H224ZM124 80H125V83L123 84V82H124ZM137 80H139V79H137ZM166 82H165V81ZM226 80H228V79H226ZM140 81H138L137 83L139 84L140 83ZM145 81V80H144ZM143 81V82H144ZM156 81H160L159 79L158 80H156ZM96 82H99V85L97 86V83ZM105 82V83H104ZM143 82H141L142 84H143ZM151 82V81H150ZM190 82V84H191V81H189ZM188 82V83H189ZM114 83H118V85H116V86H114L115 84ZM128 83V84H129ZM140 83V84H141ZM145 83V82H144ZM165 83V84H164ZM107 84V85H106ZM109 84V85H108ZM119 84H120V86H119ZM127 84V85H128ZM132 84H131V87L134 89H132L129 85V88H128V90H133L132 91V93H134V92H137L138 93V91H136L135 89H137L138 88V90L142 87V86H147V87H149V85H142L141 84V87H139L138 86V84H136V85H134V86H132ZM139 84V85H140ZM146 84V83H145ZM149 84V83H148ZM183 84V85H182ZM105 85V86H104ZM158 85V84H157ZM162 85H163V87H162ZM189 85V84H188ZM187 85V86H188ZM110 86H111V90L109 89L110 88ZM113 86H114V88H113ZM136 86H137V88H136ZM152 86H154L153 84H152ZM176 86H177V89H176ZM186 86V85H185ZM191 86V85H190ZM189 86V87H190ZM147 87H145V88H147ZM162 87V88H161ZM125 88H126V86L124 87V90H125ZM131 88V89H130ZM87 89H89V91H87V92H85L84 93V91L85 90H87ZM109 89V90H108ZM112 89H114L113 91H112ZM120 89V90H119ZM121 89H122V91H121ZM99 90H102V92H103V100L101 99V96L99 95V94H101V93H97L96 94V92L95 91H98L99 92ZM147 90V89H146ZM146 90H144V92H146ZM148 90H150V91H148V94H151L150 96H148V98L150 97H153V98H149V100L151 101V100H153L156 96H157V93H156V95H154L155 94V92H154V90L151 92V89H150V87L148 88ZM166 90V89H165ZM171 90H169L168 89V91H171ZM131 91H127L126 90V92H129V96H130V92ZM139 91H141V90H139ZM181 91V92H180ZM109 92H112L111 93V95L109 94ZM144 92H142V93H144ZM153 92H154V94H153ZM177 92H179V95H180V97H179V95H178V93ZM141 93V94H142ZM158 93V94H159ZM182 93H184V91L182 92ZM185 93H187V92H185ZM184 93V94H185ZM96 94V95H95ZM104 94H106V95H104ZM116 94V95H117ZM120 94V95H121ZM124 94H125V92H124ZM127 94V93H126ZM125 94V95H126ZM134 94H136V93H134ZM140 94V95H141ZM144 94H146V95H148L147 93H144ZM144 94L142 95V97H140V99H139V104L141 103V100H142V98H143V96H144ZM177 94V95H176ZM183 94V95H184ZM93 95H95V96H93ZM138 95H139V93H138ZM138 95H137V97H138ZM145 95V96H146ZM189 95H191V94H189ZM189 95L187 94V95H185L184 97V99L183 98H181V99H183V104H184V102H185V104L187 103H191V102H193V103H195L194 101H195V99H193V97H192V99H190L189 98ZM96 96H98V98L96 97ZM115 96V95H114ZM113 95H112V97H114ZM123 96V94L121 95V97ZM128 96V97H129ZM135 96V95H134ZM234 95H232V97H233ZM100 101H102V103L100 104V105H98L99 104V102H98V100L96 101V98ZM118 97V96H117ZM127 97V99L129 100H125V101H128V102H131L130 104H131V107L133 106L134 107V105H133V103L135 104L136 102L134 101L135 100V98H136V96L135 97H133V94H132V96H131V98L129 97L128 98ZM237 99H236V98ZM100 98V99H99ZM119 99H120V97H118ZM125 98V97H124ZM146 99H148L147 97H145ZM211 98H214V97H212V96H209V99L211 100ZM229 98H231V97H228V100H227V98L225 99V100H227V103L229 104V106L231 105V102L229 101ZM122 99H123V97H122ZM132 99V100H131ZM134 99V100H133ZM156 99V100H155ZM153 101H151L153 104H155L157 101H158V96L155 98ZM217 99V98H216ZM215 98L214 99H212L213 101L215 100V102H217L218 101V99L216 100ZM234 99H235V101H234ZM234 99L232 98V100L234 101V102H236V100L238 101V96L236 95V96H234ZM76 100V101H75ZM93 100V104L96 106V104H97V106L96 107H99L100 109H96V108H93L94 107V105L93 106H90V107H92L93 108V110L95 111H97V112H94L93 114H91V113H89V114H87L86 113V110H85V108L86 107H89L88 105L90 104V101H92ZM115 100V99H114ZM148 100V101H149ZM159 100V101H160ZM162 100V101H163ZM169 100V102L168 103H170L171 101ZM194 100V101H193ZM231 100V99H230ZM81 101H86V102H89L88 104H86L87 106L86 107H84V109H83V111H85V114H83V120L81 119V115L79 116V114L78 113H80L81 114V108H83V104L81 105L80 103H81ZM123 101H124V99H123ZM123 101H121V103L123 102ZM134 101V102H133ZM147 101V103L146 104H148L149 102ZM161 101V102H162ZM173 101H172V103H173ZM213 101H210L211 102V104H212V102ZM232 101V102H233ZM94 102H97V103H94ZM117 103H120V102H118V101H116ZM150 102V103H151ZM160 102V103H161ZM177 102V101H176ZM181 102H179V103H181ZM219 102V101H218ZM226 102V101H225ZM224 102V103H225ZM149 103V104H150ZM151 103V104H152ZM159 103V102H158ZM158 103H157V106L159 107V111L156 109V107L157 106H155V105H149L148 104V106H149V108H147V107H144V109L146 108L147 109V112L149 113V114H153L154 112H155V110H156V113H154V114H156L157 115V118L159 117L160 118V120H161V118H163V117H165V116H163L164 114H165V112H166V110H164V109H166L165 108V106L166 105H164V104H167V103H165V102H163V105L161 106V104L160 105H158ZM179 103H178V105H179ZM181 103V104H182ZM198 103V102H197ZM221 103H222V109H223V102H221L220 101V103H217V105L219 106V104L221 105ZM226 103V104H227ZM82 106H80V105ZM126 104V103H125ZM128 104V106H130V104L129 103H127ZM127 104L126 105H124L123 103H122V108L124 107V106H126L125 107V109H127V111L128 110H131L128 106H127ZM181 104L179 105L180 107H181ZM185 104H184V106H185ZM187 104H186V106H187ZM196 104V103H195ZM211 104H210V106H211ZM109 105V106H108ZM112 105V106H113ZM124 105V106H123ZM137 105V104H136ZM143 105V104H142ZM190 105H192V104H190ZM213 105H216V103L215 104H213ZM216 105V106H217ZM75 108H77L76 109V112H78V113H76L75 114V110H74V113H73V110H71V109H74L73 107ZM78 106H80L81 108H80V110L78 109ZM108 106V107H107ZM116 106V105H115ZM118 107L120 106V105H117ZM145 106V105H144ZM151 106H154V107H151ZM162 107V109L164 110H160L161 109V107ZM167 106H169V105H167ZM183 106V109H181V111H179V113H181L183 110L185 111V108L187 109V107H184ZM216 106H211V107H213L214 109L215 108H217ZM224 106H225V104H224ZM227 106V105H226ZM225 106V107H226ZM89 107V108H90ZM121 107H119L117 110H120V111H115V113H117V112H119V113H122L123 114V112H121V110H122V108ZM140 108H141V106H139ZM188 107L189 108H192L191 109V111L194 109V111L193 112H195L196 110H195V108H193V107H195L194 106V104L190 107L189 105H188ZM231 107V112L229 111L230 108ZM229 108H228V106H227V108H228V111H229V115H233L232 113H234L235 112V106H230ZM108 108V109H107ZM150 108H153V110H150ZM182 108V107H181ZM212 108V109H213ZM219 108H220V106H219ZM124 109V108H123ZM134 109H136V108H134ZM133 109V110H134ZM155 109V110H154ZM213 109V110H214ZM218 109V108H217ZM77 110H79V111H77ZM113 109H111L110 111H112ZM115 110V109H114ZM133 110H131L132 111V114L134 115V111ZM225 110H226V108H225ZM72 111V112H71ZM91 111V110H90ZM123 111H125V110H123ZM138 111H140V110H138ZM137 111V112H138ZM149 111H151V112H149ZM152 111H153V113H152ZM187 111L189 112V110L187 109ZM197 111H198V109H197ZM227 111V110H226ZM228 111L226 112L227 114H228ZM188 112H185V113H183V115L184 114H186V121L185 122H187V121H189V122H187L186 124H191V118H193V117H195V116H193V113L191 112V114L192 115H190V113L188 114ZM72 113H73V116L74 117H70V115H72ZM84 113V112H83ZM107 113H109V111H107ZM114 113V115H113V117L111 116V114H110V116L112 117V118H117V117H115V115L116 116H119L118 118H120V116L122 115V114H115ZM127 113V112H126ZM125 113V114H126ZM142 113H143V110H142ZM141 113V114H142ZM148 113H146V110H145V113H143L144 114V116L142 115V120L143 119H145L146 117H145V115H147ZM198 113H199V111H198ZM197 112L195 113V114H198ZM205 113V112H204ZM124 114V115H125ZM132 114H131V119L135 116L136 117V114L132 117ZM138 114V113H137ZM149 114H148V116H149ZM75 115H77V116H79V119L81 120V121H84L85 123H83V124H85V125H87V126H84V125H81V121L80 120H78L77 121V117L75 116ZM92 115V116H91ZM122 116V118L124 117L125 119H126V115L125 116ZM127 115H129L128 113H127ZM155 115V116H156ZM188 115H190V116H193V117H189ZM198 115H200V114H198ZM196 116L195 117V119L194 120H192L193 122V124H194V122H195V120L196 121H198V120H200V119H197V117H199L200 118V116ZM52 116H54V119L55 120H52L53 119V117ZM163 116V117H162ZM227 116V115H226ZM234 116L235 115H233V116H229V118L227 119V120H229V122L230 121H232V123H228V122H226L228 125H227V127H229L230 125H234L235 123H236V125L235 126H237L238 125V122H235L236 120H234V119H236V118H234ZM52 119H51V118ZM76 117V118H75ZM140 117V116H139ZM145 117V118H144ZM151 117H152V115H151ZM151 117H149V119L151 120ZM179 117V116H178ZM236 117V116H235ZM48 118H50L49 120L50 121H53V122H50L49 120H48V122H50V123H48L47 124V119ZM71 118H72V120H73V122L75 123H73L72 122V120H71ZM117 118V119H118ZM137 118V117H136ZM153 119L155 118V117H152ZM180 118V120H179V122L181 121V117H179ZM187 118H190V120H187ZM114 119H113V121H114ZM125 119H121L122 121H124ZM148 119V118H147ZM164 119V118H163ZM163 119L161 120L162 122H163ZM178 119V118H177ZM232 119V120H231ZM135 120V119H134ZM142 120H139L140 122L142 121ZM158 120V119H157ZM165 120V119H164ZM55 121V122H54ZM71 121V122H70ZM80 121V122H79ZM121 121V122H122ZM139 121H138V119H137V122H136V124H137V126H139L140 127V123H139ZM159 122V121H156L157 123H158V125L161 123V124H165V123H162V122ZM182 121H184V119L182 118ZM64 122V123H63ZM115 122H116V119H115ZM120 122V121H119ZM118 122V123H119ZM120 122V123H121ZM143 122V121H142ZM147 122H149V120H147L146 121V123ZM184 122V123H185ZM203 122V121H202ZM233 122H235V123H233ZM91 124V125H89V124ZM178 123V122H177ZM176 123V124H177ZM64 124V125H63ZM126 124V123H125ZM160 124V125H161ZM179 124H181V127L182 126H184V127H186V124L184 125L182 122H180ZM192 124V125H193ZM199 124H201L200 122H198V126H199ZM73 125V126H72ZM93 125H95L94 127H92ZM149 125V127H150V125L151 124H148ZM153 125V126H152ZM151 125V127L150 128H153L154 127V125H157V124H152ZM201 125H203L204 126V124H201ZM200 125V126H201ZM205 125H208V124H205ZM89 126H91V127H89ZM115 126L113 127V128H115ZM180 125H178V127H179ZM195 126V128H197L198 126H196V125H193V127ZM61 127H62V129L64 130V132H63V134H62V132H61ZM139 127H136V125H135V129L134 130H136L137 128L139 129ZM144 127V126H143ZM159 126H156V129L158 128ZM161 127L163 128V126L161 125ZM161 127H159L158 128V130H161V131H159V133L160 132H163V131H165L164 130V128L166 127V124L164 125V128H163V130H162V128ZM171 127V126H170ZM177 127V126H176ZM177 127V129H182V128H178ZM65 128V129H64ZM116 128V129H117ZM142 128V127H141ZM146 128V127H145ZM145 128L143 129L142 128V130H145ZM161 128V129H160ZM230 128V127H229ZM61 129V130H60ZM67 129V130H66ZM115 129V130H116ZM137 129V130H138ZM66 130V131H65ZM133 130V131H134ZM136 130V131H137ZM139 130H141V129H139ZM142 130L139 132V133H141L142 132ZM150 130V129H149ZM153 130V129H152ZM152 130H150V131H152ZM135 131V132H136ZM184 131H186V128H184ZM144 132H147L148 133V130L146 131H144ZM142 133L143 135H145V134H147V133ZM166 132V131H165ZM169 132V131H168ZM214 132L215 133H217V131L216 130H214ZM127 133V134H126ZM171 132H169V134L168 133H165L164 135H168V136H170L171 134H170ZM173 133V132H172ZM218 134V133H217ZM237 134V135H236ZM236 134H234L235 135V137L236 136H238V133H236ZM138 136H142L143 137V135H139V134H137ZM148 135V134H147ZM146 135V136H147ZM145 136V137H146ZM172 136H173V134H172ZM190 136V135H189ZM188 136V137H189ZM144 137V138H145ZM127 138V139H126ZM170 138V137H169ZM237 138V137H236ZM117 139V138H116ZM119 139H121V138H119ZM141 139V138H140ZM172 139V138H171ZM238 139V138H237ZM118 140V139H117ZM122 140V139H121ZM100 141V142H99ZM123 141L121 142V144H125V142L123 143ZM145 141H147V138L145 139ZM234 141H235V139H234ZM120 142V141H119ZM150 142V141H149ZM236 142L238 143V141L236 140ZM102 144L103 146H100L99 144ZM145 143H148V141L147 142H145ZM114 144H116V143H114ZM113 144V145H114ZM120 144V143H119ZM120 144V145H121ZM123 145H121L122 147H123ZM237 146H238V144H236ZM98 146H100L101 147V150L100 151H98V149H99V147ZM170 146H171V148L173 147V145H171V144H169V154H168V151L166 152L167 153V155H169V156H171L172 154H173V152H170V151H173V150H171L170 149ZM183 146V145H182ZM127 147H128V144H127ZM126 147V148H127ZM168 146H166V148H167ZM181 147V146H180ZM183 147H185V146H183ZM182 147V148H183ZM166 148H165V150H166ZM113 149V148H112ZM217 150V149H216ZM111 153V154H110ZM170 153H172L171 155H170ZM101 156H100V155ZM101 157H99V156ZM204 157L202 158V159H204L206 156L205 155H203ZM98 157H99V159L102 161V163H99V162H101V161H99L98 160ZM146 157L144 156V159H145ZM95 159L96 160H98L99 162H97L96 161V163H98V166L96 167V165L97 164H94L93 165V163H94V161H95ZM159 159V158H158ZM148 160V159H147ZM149 161V160H148ZM144 161V162H146V165L144 164V162H141V166L139 165V166H137L138 167V170L136 169V171L138 172H134L135 173V175H137V174H139V170H141V173L143 172L142 170L143 169H141V167L143 166V165H145V166H143V168H144V170L146 169V167H149V164H151V161ZM160 161V160H159ZM171 161H173L172 159H171ZM264 160H262L260 163H264L263 162ZM162 162H165V161H162ZM162 162L160 163V166H162L163 164H162ZM214 162V161H213ZM212 162V160H211V163H213ZM143 163V164H142ZM149 163V164H148ZM259 163V164H260ZM100 164V165H99ZM162 164V165H161ZM229 164V163H228ZM135 165H137V164H135ZM264 165V164H263ZM263 165H259V166H263ZM92 166H95L96 168H98V169H96L95 167H94V170H95V172L92 174V171L91 170H93L92 168ZM111 166V167H110ZM151 166V165H150ZM159 166V167H160ZM182 167V169H184V167L186 166V165H179V166H177L178 168H177V170L178 171H180L179 170V167ZM184 166V167H183ZM259 166H257V167H259ZM136 167V166H135ZM159 167H157L162 173H163V171H165V172H167L166 170L167 169H165L164 170V167L162 166V168L163 169H161V168H159ZM186 167H188V168H186L185 170H187V169H189L190 168V166H186ZM227 167H232V166H227ZM140 168V169H139ZM102 168H100V171H104V169H102ZM155 169V171H152V170H150V171H152L151 172V174H153V175H157V174H159L160 175V171L159 170H156V168H154ZM181 169V172H183V170ZM258 169H262V167H260V168H258ZM147 170H148V168H147ZM147 170H145L146 172H147ZM163 170V171H162ZM184 170V171H185ZM144 171V172H145ZM157 171L159 172V173H157ZM95 173H97V176L96 177H93L94 175H96ZM111 173H113V172H111ZM110 173V174H111ZM150 173V172H149ZM155 173H157V174H155ZM161 173V174H162ZM168 173V172H167ZM166 173V174H167ZM143 174V173H142ZM146 174H148V173H146ZM164 174V173H163ZM162 174V175H163ZM165 174V175H166ZM199 174V173H198ZM112 175V174H111ZM134 175V174H133ZM132 175V176H133ZM162 175H160V176H162ZM165 175H163V176H165ZM196 175H197V173H196ZM202 175V174H201ZM88 176V177H87ZM98 176H99V178H98ZM108 176V175H107ZM113 176V175H112ZM159 176V177H160ZM197 176H199V175H197ZM90 177V178H89ZM172 177H173V175H171V177L169 176V178H163L162 177V179L165 181V182H163V180L160 182V180H159V182L161 183V185H159V186H161V187H159L157 184L159 183L158 182V179H160V178H158L157 179V183L155 182H150L151 183V186L149 185L150 183H149V181L147 180L146 182H147V186L149 187V188H153V186L156 188L157 186H158V188L157 189H153L154 191V193H152V191H150V190H148V187L146 186V185H144L143 186V184H142V182L141 181H139V180H137V179H135V181L137 180L139 183H141V184H139L138 185V183H135V184H137L138 186H142V188H143V190H144V187L146 186L147 188H145V189H147L148 191H150L151 193H152V195H154V197H156L157 195H158V191L160 190L159 188H162V186L167 182V179L168 180H170V178L172 179ZM85 178H89L90 180H84ZM107 178V177H106ZM111 178V176L109 175V177H108V179H110ZM112 179V178H111ZM190 179V178H189ZM100 180H102V182L100 181ZM105 180V182L106 181H110L109 183H107L106 185H107V188H105V190L103 191V189H101L102 190V193L103 192H105V193H103V194H101L100 192H98V193H95V191H94V188L95 187H97L98 185H102V187L101 188H104V187H106L104 184H103V181ZM85 181V183L86 182H88V183H86V185H85V183H83ZM104 182V183H105ZM124 182H125V180H124ZM99 183V184H98ZM30 184H32L31 185V188H28V187H30ZM81 184H83V192H85V194L84 193H82V190H78V189H80L81 188ZM154 184H156L157 186H155ZM85 185V186H84ZM89 187H88V186ZM104 185V186H103ZM136 186V185H135ZM138 186H136L135 187V189H136V193L133 195V192H132V197L131 196H129L130 194V192L127 194L126 192V194L128 195V197L129 198H127V197H124L125 196V193H124V196L122 195V196H120V200H122L123 199V197H124V199H129V202H128V200L126 201V200H122L123 202H125L126 201V203L127 204H125V205H123V206H126L127 205V207L128 206H130V209L132 208V211L131 210H129V208L127 209V210H129V211H131V213H129V214H133V211H134V214H135V209L133 208V207H135L136 205L135 204H137V203H139V205H138V212H139V206H141V202L138 200V199H135V198H140V197H138V196H136L135 197V195H139V194H142V193H139V191L141 192H143V190H140V189H142L141 188V186L140 187H138ZM86 187V188H85ZM138 187V188H137ZM133 188H134V186H133ZM151 188V189H152ZM99 189V188H98ZM96 190V191H99V190ZM106 189H108V190H106ZM77 190V191H76ZM86 190V191H85ZM132 190H134V189H132ZM158 190V191H157ZM184 190V189H183ZM182 190V191H183ZM224 190H226V189H222V191L224 192ZM73 191H75V192H73ZM78 191H81L80 193L78 192ZM157 191V192H156ZM186 191V192H185ZM222 191H220V192H222ZM121 192V191H120ZM145 193H146V191H144ZM189 193V191H187V190H184V192H182L183 193V195H184V193L186 194V193ZM222 192V193H223ZM226 192H228V191H226ZM226 192H224V193H226ZM75 193V194H74ZM77 193H79L78 195H81V197L79 198V196H77L78 198H76V199H78L77 201H76V199H74L75 197H76V195H77ZM92 193H95V194H92ZM99 193L101 194L100 195V197L103 199L102 201H100L101 200V198L99 197ZM110 193V192H109ZM138 193V194H137ZM145 193H143L142 195H144ZM148 193V192H147ZM224 193H223V195H224ZM98 194V195H97ZM73 195H75V196H73ZM83 195V196H82ZM126 195V196H127ZM151 195V196H152ZM72 196V197H71ZM98 196V197H97ZM149 197V199L147 198V197ZM146 196H141V199H143L144 197H146V199H144V202L146 201V200H148V201H146V203H147V205L146 206H141V207H143V208H145L146 207V209H147V207L149 206V201H150V198H151V200H152V198L154 199V197H150V193H149V196L148 195H146ZM72 199H71V198ZM134 197V201L136 202H134V201H132V198ZM158 197V196H157ZM230 197V196H229ZM65 200L64 201V203H63V201L62 200ZM69 199H71V200H69ZM98 199H100L99 201L101 202V205L102 206H100V207H103V210H105V211H103L102 210V208H100L102 211H97V214L95 213V209L99 206V204H100V202H98L97 203V200ZM68 200V201H67ZM74 200H75V202H74ZM96 200V201H95ZM137 200V201H136ZM156 199H154V200H152V202L153 201H155ZM29 201V202H28ZM30 201H31V203H30ZM61 201H62V203H61ZM109 201V202H108ZM121 201V202H122ZM130 201L133 203H131V205H130ZM139 201V202H138ZM142 201V200H141ZM23 202H28L27 204H28V206H27V204H24L23 203V205H21ZM33 202V203H32ZM59 202L61 203V204H63V206L62 207H65V208H61V209H59V210H53V209H51L52 210V213H50V214H48L49 213V210H50V207H53L52 206V204H56V203H58V205H59ZM78 202V203H77ZM96 202V205H97V207H96V205L95 204H92V203H95ZM104 202H106L105 200H104ZM120 202V201H119ZM121 202H120V204H121ZM143 202V201H142ZM152 202H151V204H152ZM15 203V204H16ZM19 203H21V204H19ZM35 203H36V206H34L35 205ZM135 203V204H134ZM141 203V204H140ZM145 203V204H146ZM155 203V202H154ZM154 203H153V205H154ZM31 204V205H30ZM32 204H34V205H32ZM66 204H67V206L68 205H72L73 206V208H70V207H67L66 206ZM77 204H78V206H77ZM122 204H124V203H122ZM122 204H121V206H122ZM129 204V205H128ZM4 205H5V207H4ZM19 205H21V206H24V205H26L27 206V208H29V207H31L30 209H28L27 210V208H26V206H24V207H22L23 209H21V206L19 207ZM30 205V206H29ZM38 205V206H37ZM50 205V206H49ZM90 205V206H89ZM93 205H95V207L93 206ZM228 205V204H227ZM227 205H225V207H224V209L225 210H223V208H222V210H223V212L225 211H227L226 210V206ZM61 206V205H60ZM75 206H77V207H75ZM104 206H106L105 208L106 209H104ZM113 206V205H112ZM111 206V207H112ZM152 205H150L149 207H148V210L149 209H151L150 207H151ZM37 207V208H36ZM92 207V208H91ZM18 210L17 212H16V210ZM21 209V211L22 210H24V209H26L25 211H22V212H19V210ZM33 208V209H32ZM56 208H59V206L58 207H56ZM89 208H91L90 209V211H88L89 210ZM122 208V207H121ZM124 209L126 208V207H123ZM136 208V207H135ZM14 209V210H13ZM92 209V210H93ZM99 209V208H98ZM97 209V210H98ZM124 209H122V212L123 213H125V211H124ZM137 209V208H136ZM142 209V208H141ZM141 209H140V211H141ZM126 210V209H125ZM28 211V212H27ZM56 211V212H55ZM142 211H143V209H142ZM144 211H146V210H144ZM4 212H6V213H4ZM31 212L33 213L34 212V214H32L31 215ZM90 212V213H89ZM149 212H151V211H149ZM153 212H155V211H153ZM152 212V214H154ZM4 213V214H3ZM28 213V214H27ZM87 213H89L90 214V219L89 218H87ZM127 214H128V212H126ZM148 213V212H147ZM146 213V214H147ZM156 213H159V212H156ZM231 213V212H230ZM3 214V215H2ZM10 214V215H9ZM18 214V215H19ZM29 214H30V216L32 217V218H30V220H31V222L32 223H34V224H32V225H29V224H31L30 223V221H29ZM85 214H87V215H85ZM146 214L144 215V216H146ZM152 214H148L147 215V217H148V219H144V221H147V222H149V223H147L146 222V224L148 225V226H152V227H154V226H156V225H154L155 224V222L153 223V225H152V222L153 221H148V220H150V219H152V217L153 216H156V214L155 215H153L152 216ZM160 214V213H159ZM26 215V216H25ZM35 217H34V216ZM86 217L84 220L82 219L84 216ZM24 216H25V218H26V220H27V218H28V220L27 221H29V224H28V222H26L25 221V218H24ZM83 216V217H82ZM151 216V217H150ZM4 217V218H3ZM12 217V216H11ZM10 217V218H11ZM88 217H89V215H88ZM94 217V216H93ZM116 218L117 216H113V218ZM34 218V219H33ZM79 218H81V220H79ZM88 219V220H87ZM96 219H97V217H96ZM156 219V217L154 218V220ZM159 219V218H158ZM158 219H156L155 221L156 222H158ZM13 220V221H12ZM77 220H79L78 222H81V223H83V224H86L85 226L83 225V227L82 226H77L78 224L79 225H81V223H74V222H76ZM87 220V221H86ZM140 220H142L141 218H140ZM12 221V222H11ZM15 221V223H13ZM17 221V222H16ZM21 221H22V223H21ZM94 221H95V218H94ZM94 221H92V227H88V229H87V231H89V229H91L92 228V230L93 229H95V232H96V229H98L97 231L99 232V229H101V228H97V226L95 225V224H97L96 223V221H95V223H94ZM11 222V223H10ZM24 222V223H23ZM58 222V223H57ZM60 223H66V224H64V226H62V227H59V225L61 226V224ZM73 223V225L71 226L70 224H72ZM93 223H94V225H93ZM99 223V222H98ZM231 223L232 224H234L235 222H233V220L231 221ZM230 223V220L227 222H224L223 224H224V227L225 226H227L228 224H231ZM236 223H238V222H236ZM9 224H11V225H9ZM59 224V225H58ZM75 224H76V226H75ZM145 223H143V225H144ZM144 225V226H141V227H144V228H141V227H139V230H137V228H136V230H137V232H135L136 234H144V233H146V231H144V233L142 232V230L144 229H146L147 230V225ZM158 225V227L160 226V224L159 223H157ZM231 224V226H233ZM2 225H4V226H2ZM104 225V224H103ZM235 225V224H234ZM66 226H67V230L70 228V227H72V228H70L69 230V233L70 232H73L74 230H75V228H79V230H77L76 229V234L77 235H75V233L74 234H71V235H75V236H71V235H69V236H71V237H69L68 235V237L69 238H67V236L64 238V241L66 240V241H68V240H72V242H70V241H68V242H64V243H66V244H64L63 243V240H62V243L59 241V243L58 242H53L51 239H55V238H57L56 237V235H55V233H54V231L56 232V233H58V231H59V233H58V235L60 236L61 235V232H62V230H64V228L63 227H65L66 228ZM69 226V227H68ZM96 226V227H95ZM106 226V225H105ZM104 226V227H105ZM129 226V225H128ZM146 226V227H145ZM162 226V225H161ZM160 226V227H161ZM230 225L228 226V227H231ZM20 227V228H19ZM73 227H75V228H73ZM81 227H82V229H83V231L81 230ZM99 227V226H98ZM101 227V226H100ZM157 227V228H158ZM58 228H62V229H59L58 231H56ZM141 228V229H140ZM0 229V230H1ZM14 228L12 229V232L14 233V230H15ZM73 229V230H72ZM135 229V228H134ZM160 229V228H159ZM161 229H162V227H161ZM61 230V231H60ZM92 230H90V231H92ZM1 231V232H2ZM86 231V232H87ZM94 231V230H93ZM92 231V232H93ZM101 231V230H100ZM139 231V232H138ZM141 231V232H140ZM222 231L224 232H226L227 233V230L226 229H224L223 230V225H222ZM11 232V231H10ZM10 232H8L9 234H11ZM97 232V233H98ZM102 232V231H101ZM224 232V233H225ZM7 233V235H9ZM68 233V234H69ZM134 233V232H133ZM223 233V234H224ZM52 234H53V237H52ZM136 234H134V235H136ZM0 235V238L1 239H4V245H5V243L7 242V239L9 238V240H10V237L9 236H7L6 234V237H7V239L6 238H3V236H1ZM5 235H4V237H5ZM129 235H131V233L129 234ZM172 235H173V232H172ZM188 235H191V234H188ZM226 235V234H225ZM225 235L224 236H222V237H224L223 238V240L225 239ZM140 236V235H139ZM169 236H171V233L169 234ZM41 237H43L42 238V240H40V238ZM49 237V238H48ZM73 237H76V239L78 238V239H80L79 241H82V242H80V245H78L79 243L75 240V238H74V241H76V242H73ZM95 237V236H94ZM133 236H130V239L132 238ZM16 240H15V239ZM48 238V239H47ZM51 238V239H50ZM58 238H60V237H58ZM67 238V239H66ZM102 238V237H101ZM126 238H127V235H126ZM1 239H0V241H1ZM6 239V240H5ZM12 239H14V240H12ZM112 239V238H111ZM133 239V238H132ZM157 239V238H156ZM155 239V241L153 240V243H156V242H158L157 240ZM47 240H50V241H48V242H46ZM117 241H118V245H116V246H122V245H119V240H118V238L116 239ZM129 240V239H128ZM6 241V242H5ZM13 241H16L15 242V244H17V245H15L14 244V242ZM40 241H42L41 242V244H40ZM55 241V240H54ZM83 241H87L86 243L89 245V243H91L90 244V248H89V246H88V249H87V246L83 249V246H84V242ZM92 241V240H91ZM114 241V240H113ZM112 241V242H113ZM117 241H114L115 243H117ZM2 241H1V245H2V243H3ZM44 242V243H43ZM50 242H52V244L53 245H44V244H51ZM114 242H113V245H114ZM152 242V241H151ZM151 242L149 241V244H151ZM7 243H9V242H7ZM57 243V244H56ZM70 245V244H74L75 243V245H72V246H69L68 244ZM81 243H83V246H82V244ZM152 243V244H153ZM10 244H8V245H10ZM33 244L35 245V246H33ZM43 244V245H42ZM60 244V245H59ZM97 244V246H95ZM121 244V243H120ZM123 244V243H122ZM151 244V245H152ZM157 244V243H156ZM156 244H154V245H156ZM19 245V246H18ZM30 245V246H29ZM64 245H66L65 246V248L66 247H68L66 250H70V251H72V248H70V247H75L76 245V247L75 248H73V251H74V249H76L75 251H74V253L76 252V254L77 255H75L74 254V256L72 255V254H68L69 252L68 251H65V253H67L66 255L64 254V251L63 250H65V248L63 247ZM68 245V246H67ZM3 246V245H2ZM10 246V247H11ZM14 246H12V247H14ZM16 246H18V247H16ZM45 247V251H43V249H44V247ZM57 246H59L60 247V249H59V247L57 248ZM79 246H82V247H79ZM6 246H5V248H7ZM11 247V248H12ZM22 247V248H21ZM43 247V248H42ZM48 247V248H47ZM63 247V248H62ZM78 247V248H77ZM94 247H96V248H94ZM226 247V248H225ZM224 247V249L229 253V248L227 247V246H225ZM46 248L47 249H49L48 250V252L46 251ZM55 248V247H54ZM2 249V250H1ZM23 249V250H22ZM90 249V250H89ZM224 249H222V250H224ZM0 250L1 251H3V247H1L0 246ZM5 250V249H4ZM5 250V252H7ZM22 250V251H21ZM32 250V249H31ZM90 251V253H92V254H90L89 256H88V254H89V252H88V254H86L87 253V251ZM224 250V253H223V251H221L222 253H223V256L225 255V258H227V256H226V251ZM229 250V251H228ZM0 251V252H1ZM24 251V252H23ZM73 251H72V253H73ZM85 253H84V252ZM4 252V251H3ZM93 252L95 253L94 255V257H93ZM179 252V251H178ZM177 252V253H178ZM23 253H25V254H23ZM173 252H170V254L168 253H166L165 255H168V258L167 257H165V259L167 260V259H169V257H170V259L172 258V256H174V255H171ZM175 253H176V251H175ZM177 253H176V255H177ZM228 253H227V255H228ZM1 255V260H0V262L1 261H3L4 259H6L5 257H4V259L2 260V253H0ZM5 254V253H4ZM136 254H138V253H136ZM34 255V254H33ZM36 255H34L33 256V260H34V262L35 261H37V259L39 258H37V256ZM48 255V254H47ZM66 257V256H73L71 259L73 260V259H75L76 258V260H69V259H67V261H66V258L64 257V256ZM135 254H133V255H131V256H134ZM127 257V258H125L124 259V261L126 260V259H128V258H132V259H128L129 260V262L130 263H128V264H133V262H135V264H136V262H137V264H139L140 262H145L144 260L145 259H147V258H144V257H142V255H135L134 257ZM159 256V255H158ZM157 255H156V257H152V258H155V259H157V257H158ZM161 256V255H160ZM163 256H164V254H163ZM222 256V257H223ZM35 257H36V260H35ZM45 257V256H44ZM143 259H142V258ZM16 258V257H15ZM46 258H48V256L46 257ZM55 258V259H56ZM67 258H69V257H67ZM95 259V261H94V259ZM136 258H138V260L136 259ZM140 258V259H139ZM162 259H163V257H161ZM160 258V260L162 261V259ZM49 259V261L51 260L50 258H48ZM54 259V257H53V261L55 260ZM85 259H87V258H85ZM83 260L82 262H84L85 264H91L90 262H88L89 260L87 259V263H86V260ZM93 259V260H92ZM102 259V260H101ZM136 259V260H135ZM165 259H163V260H165ZM169 259V260H170ZM52 260H51V262H52ZM134 260V261H133ZM142 260V261H141ZM149 260H151L152 261V259L149 257L148 259H147V262H149ZM159 260V258L157 259V261H160ZM172 260H175V259H172ZM7 261V260H6ZM5 261V262H6ZM15 262V263H13V262ZM49 261H47V262H44V263H46V264H50V262ZM57 261V262H56ZM71 261V262H70ZM150 261V262H151ZM5 262H2V263H4V264H7V262L5 263ZM95 262V263H94ZM54 264H56V263H58V260H55V262H53ZM212 264L214 263V262H211ZM33 264H35V263H33ZM41 264V263H40ZM52 264V263H51Z\"/></svg>", "mask_w": 264, "mask_h": 264}]
</instances>
